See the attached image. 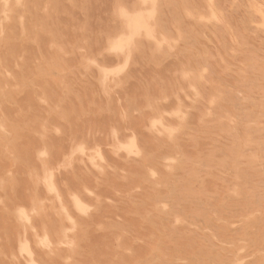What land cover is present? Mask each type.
Masks as SVG:
<instances>
[{
    "label": "rangeland",
    "instance_id": "1",
    "mask_svg": "<svg viewBox=\"0 0 264 264\" xmlns=\"http://www.w3.org/2000/svg\"><path fill=\"white\" fill-rule=\"evenodd\" d=\"M3 1H5V3ZM19 1L20 2H17L16 0H8V1L7 0H0V25H1L0 28L2 29V30L0 29V31H1L0 32V52H1L0 53V83H2L0 85V127H1L0 129L4 128V129H2L3 131L0 130V144H1L0 145V220H1L0 224L3 225L2 227L0 225V264H101V262H102V264H105V263L106 264H121V263L122 264H125V263L126 264H129V263L130 264H132V263L133 264H141V263L142 264H264V209H263L264 208L263 207L264 206V193L262 194V191L264 192V180H263V178H264V150H262V146H264V142H263L264 141L263 140L264 139L263 138L264 137L263 136L264 135V0H261V1L260 0H247V5H246L245 0H244V2L242 0H231V1L230 0H225V1L224 0H221V1L220 0H212V1H209V0H203V1L192 0V2L193 3L195 2V4L190 2V0H184V1L183 0H177V1L176 0H149L152 2H149L148 0L147 1L146 0H144V1L134 0L135 3L132 0H129V1H127V0H124V1L116 0V2H115V0H92V1L91 0H83V1L79 0V2L81 4L76 3L77 0H61V1L60 0H35V1L31 0L32 2L30 0H19ZM126 1L128 4L126 3ZM153 1H155V2H153ZM180 1H181L182 5H181ZM198 1H200V3ZM228 1H230V2H228ZM25 2L27 3V5ZM122 2H125L126 4H123ZM143 2H145V4ZM176 2H177V4H176ZM36 3H37V5H36ZM54 3H57V4H54ZM113 3L115 4V6ZM152 3L154 6L152 5ZM5 4H7V5H5ZM42 4H43V6H42ZM202 4H204V5H202ZM243 4H244V6H243ZM261 4H263V5H261ZM31 5H32V7H31ZM131 5L133 7H131ZM38 6H39V9H38ZM55 6H57V7H55ZM86 6H88L87 7L88 11L86 9ZM248 6H249V8H248ZM120 7L122 9L123 8L124 9L122 10V9H120ZM136 7L139 9L137 10ZM206 7H207V10H206ZM227 7H228V10H227ZM6 8H7V10H6ZM52 8H53V10H52ZM79 8H81V9H79ZM113 8H115L114 11H113ZM153 8H154L155 12H153L154 11ZM21 9H23L22 12H21ZM33 9H34V12H33ZM48 9H50V10H48ZM74 9H75V11H74ZM128 9H130L132 11H130ZM141 9L143 10V12L141 11ZM165 9H167V10H165ZM170 9H172V10L170 11ZM63 10H64V12H63ZM71 10H72V13L74 14L75 19L73 18V14H71ZM124 10L126 12H124ZM149 10H152L153 14L156 13V14H154V16L156 15L154 19L152 18V16H153L152 12H149ZM212 10H213V12H212ZM245 10H246V12H245ZM29 11H30L31 15H30ZM140 11L142 12V17L145 19V22L147 24H149L148 18L150 16V24L148 25V30H146V32H148L149 29H150V31L146 34V32H144L145 29H142V31L139 30L138 33H135L136 36H138V34L139 35L141 34L140 36H138L139 38L136 37L135 35H133V37L135 39L134 38L131 40L128 39V41H127V38H129L132 35L131 34L132 32H130V31H133V29L131 27H130V29H132V30L128 29V27L129 26H135V24L129 23V21L126 20L127 18H125V20H124L123 15L125 13L127 15L126 17H128V19H129V17L132 18V15H134L133 17H138L137 15L141 16ZM15 12L17 15L15 14ZM26 12H28L29 14ZM49 12H50V14H49ZM62 12H63V14H62ZM109 12L110 13L112 12V13L110 14ZM119 12L120 13L122 12L121 13L122 16ZM167 12H169V13H167ZM58 13H59V15H58ZM83 13L85 15H83ZM127 13H130L131 15L129 14L130 15L129 16ZM41 14H44L45 16H43ZM53 14H54V16H53ZM252 14H253V16H252ZM68 15H70V16H68ZM110 15L113 17V19ZM230 15H232L233 17ZM36 16H37V18H36ZM38 16H39V18H38ZM67 16H68V18H67ZM85 16L86 17L88 16L89 20H88V17L86 18ZM59 17H61V18H59ZM229 17H231V18H229ZM242 18H243V20H242ZM246 18H247V20H246ZM261 18H262V20H261ZM11 19L13 22L11 21ZM40 19H42V20H40ZM7 20H8V22H7ZM14 20H15V22H14ZM23 20L26 23V25H25V23H23ZM55 20H57L58 22ZM120 20H121V22H120ZM166 20H168V21L165 22ZM213 20H214V22H213ZM31 21H33L34 23ZM37 21H39V22L37 23ZM42 21L43 22L45 21V22L43 23ZM61 21L64 24H62ZM79 21H80V23H79ZM127 21L129 24L128 23L126 24ZM187 21L189 24L186 23ZM193 21H195V22H193ZM262 21H263V23H260ZM82 22H84V23H82ZM87 22H88V24H87ZM231 22H232V24H231ZM10 23L13 24V26ZM45 23H46V25H45ZM114 23H116V25H114ZM214 23H215V25H214ZM9 24L12 27H9L10 26ZM49 24L51 26H49ZM55 24H57V25H55ZM130 24H134V25H130ZM64 25H65V27H64ZM86 25H87V28H86ZM153 25H155V26H153ZM202 25H204V26L202 27ZM81 26H82V29H81ZM121 26H122V28H121ZM125 26H126V28H125ZM151 26H152V30H151ZM167 26L169 27V29L167 28ZM235 26H237V28ZM28 27H29V29L27 31ZM55 27H57V28H55ZM211 27H213L214 29ZM5 29H6V32L8 31L7 33L10 36L5 32ZM10 29H12V30H10ZM51 29H54V31L53 30L51 31ZM86 29H87V31H86ZM212 29H213V31H212ZM15 30H17V31H15ZM62 30L63 31L66 30V32L67 33L69 32V33L68 34L66 33L67 34L66 35L65 31L63 32ZM124 31H126L127 38L125 37ZM55 32H58V33L55 34ZM70 32L72 34L74 33L75 37H72ZM82 32H84L85 34ZM115 32L117 34H115ZM207 32H209L210 34H208ZM13 33H15V34H13ZM30 33L31 34L33 33V34L31 35ZM46 33H47V35H45ZM63 33H64V35H63ZM86 33H88V35ZM109 33H111V35H109ZM129 33L131 35H129ZM188 33H190V34H188ZM12 34L14 35V37ZM81 34L83 36L81 38L82 40H79L76 42L80 43L82 46L80 44L76 43L74 40V39L78 40L81 37ZM112 34H114V35H112ZM119 34H121V35H119ZM148 34L149 35L152 34V36L150 35V38H149ZM154 34H156V35H154ZM39 35H41V36H39ZM54 35H58L59 37L58 36L54 37ZM61 35H62V37H61ZM96 35L98 36V38L96 37ZM147 35H148V37H147ZM15 36L17 39L15 38ZM32 36H33V38H32ZM44 36H45V38H47V36H49V38H47L49 40H47V41H46V39L43 40ZM101 36L103 38H101ZM143 36H144V38H143ZM7 37H9V38L11 37V38L9 39ZM38 37H39V39H37ZM121 37H123L124 39ZM196 37H198V38H196ZM209 37H213V38H209ZM226 37H228V39ZM21 38H22V40H21ZM41 38H43V39H41ZM58 38L61 41H59ZM50 39L53 42L50 41ZM67 39H70V41L69 40L66 41ZM94 39L96 41L99 39L97 41L98 43H96V41ZM106 39H107V43H106ZM210 39H212V40H210ZM41 40H43V41H41ZM72 40L74 41V43H76L79 46H77L76 44L74 45V43H72L73 42ZM124 40H126V41H124ZM153 40L157 41L159 43H155ZM250 40L253 42H251ZM63 41L66 45L63 43ZM129 41H131L132 43H130ZM160 41L166 42L167 44L166 43L161 44ZM201 41L202 42L205 41L206 43L205 42H203V43L208 44V46L203 44ZM6 42H8L9 45ZM25 42H26V44H25ZM47 42H48V44H47ZM58 42H60L61 44ZM114 42H117V44L123 43L122 48L117 47V44H115ZM141 42H142V44H141ZM95 43H96V45L97 44L98 45L95 46ZM110 43H112V44H110ZM152 43L153 44L155 43V44L153 45ZM254 43L257 46L254 45ZM20 44H21V47L19 46ZM44 44L47 46H45ZM128 44L130 46L132 45L131 48L128 47L129 46ZM198 44H200V45H198ZM1 45H4V46H1ZM107 45H108V47H107ZM125 45L130 50L127 49L126 47H124ZM212 45L214 46V48ZM32 46H33V48H32ZM64 46L66 47V49ZM75 46H77V47H75ZM90 46H92V47H90ZM171 46H172V48H171ZM195 46L198 48H196ZM2 47H4V48L1 49ZM70 47L72 48V50L70 49L72 52H70V50L68 52V50H67ZM83 47H84V49H83ZM89 47H90V49H89ZM104 47L106 48V50ZM167 47H168V49H167ZM14 48H15V50L12 51ZM20 48L21 49L23 48L22 49L23 51ZM46 48H47V50H46ZM58 48H59V50H58ZM165 48L168 51L165 50ZM199 48H202V50L200 49L202 52L198 50ZM87 49H89L90 52L89 51L87 52L86 51ZM91 49L93 50V52ZM148 49H150V50H148ZM6 50L8 52H6ZM41 50H42V53L44 55H42ZM127 50H129V52L130 51L131 52L129 53ZM141 50H143V51H141ZM50 51H52V53H54V54H52ZM55 51H57L59 53H57ZM139 51H141V52H139ZM212 51H214V53H212ZM12 52H14V53H12ZM49 52L52 54V56H50L51 54ZM79 52L81 54H83V56L82 55L80 56ZM8 53H9V55H8ZM29 53H30V55H29ZM88 53H90V54L87 55ZM97 53H98V55H97ZM133 53H134L135 57L132 58V60H131V57H133ZM138 53L140 55L142 53L146 54L147 57H148V54H151V55H149L150 59L147 58L146 55L142 54L145 58H147V59H145V58H143L142 55L141 56L138 55ZM174 53H176V54H174ZM222 53H223V56H222ZM74 54H75V56H74ZM155 54H157V55L155 56ZM20 55L22 57H20ZM33 55H34V57H33ZM61 55H63V56H61ZM127 55H128V58H127ZM244 55L245 56L247 55V56L245 57ZM4 56H5V58L6 57L7 58L4 59ZM13 56H15V57H13ZM157 56H158V58H157ZM186 56H188L189 58ZM16 57H17V60H16ZM69 57H71V58H69ZM72 57L75 59L77 58L76 59L77 61L79 60V64L75 63L76 65H74V67H73V64H74L73 62H76V60L73 59ZM90 57H91V59H90ZM123 57H124V59H123ZM185 57L187 59H185ZM242 57L246 58V59H243ZM94 58H96L97 60ZM101 58L104 59L105 63H104L103 59H101ZM141 58H143V59H141ZM161 58H162V60H161ZM34 59L37 61H35ZM39 59L41 60L40 62H42L43 64L38 62ZM126 59H127V61H126ZM202 59H203V61H202ZM2 60L4 61L5 66L2 64L3 63ZM49 60L51 62V65L49 63ZM54 60L57 62H55ZM140 60H142V62L144 60L143 63H145L146 65H144ZM198 60L200 61L201 65L199 64ZM208 60L210 62H208ZM217 60H219V61L217 62ZM227 60H230L231 62L230 61L228 62ZM137 61L140 65H138ZM180 61H183V62H180ZM212 61L215 64H213ZM68 62H70V63H68ZM123 62H126V63H123ZM131 62H132V64H131ZM191 62H192V64H191ZM13 63H14V65H13ZM62 63H63V65H62ZM93 63H96L97 65L99 64V65L97 66L96 64H93ZM117 63H119L120 65ZM187 63H189V64H187ZM16 64H17V66H16ZM22 64H23L24 68H22ZM69 64H72L73 68ZM104 64L106 66H104ZM179 64H181V66L183 68L180 67ZM18 65H19V67H18ZM37 65H38L39 71H38V68H35V67H37ZM108 65H109V68H108ZM136 65H137V67H136ZM238 65H240V66H238ZM6 66H8V67H6ZM42 66L44 69L42 68ZM50 66L54 70L57 69V70H55V73H57L58 71H60L61 73L59 72V73L55 74L54 70L50 69ZM111 66H113V67L111 68ZM124 66H125V68L123 69L122 67H124ZM138 66H139V68H138ZM143 66L145 67V69L140 70V69L144 68ZM152 66L155 67V68L153 67V69L155 71L152 69ZM101 67L102 68L105 67V69H107V71L105 69H103L104 70L103 71ZM130 67H131V69H130ZM162 67L167 68V69H164ZM66 68H68L69 71ZM188 68H189V70H188ZM216 68L218 70H215ZM42 69L43 70L47 69L49 72L46 70L47 72L41 71V73H40V70H42ZM65 69H66V71H65ZM82 69L85 71H83ZM235 69L237 72L235 71ZM239 69H241V70H239ZM122 70H125V71H122ZM149 70L154 72L153 74H155V75H153L152 72ZM163 70H165V71H163ZM167 70H169V71H167ZM2 71H3V73H2ZM21 71H23V72H21ZM37 71L39 74L43 75L42 77H44V78H42L41 75L37 74L36 73ZM139 71L141 72L140 75H139ZM142 71L143 72L145 71V72L143 73ZM159 71H161V72H159ZM204 71H205V73H204ZM42 72H44V73L42 74ZM75 72L76 73L78 72L77 75L75 74ZM168 72H170V73L168 74ZM49 73H51V74H49ZM114 73H116V74H114ZM117 73H119V74H117ZM126 73L128 75H130V77ZM196 73H197V75H196ZM6 74H8V75H6ZM68 74H70L71 76ZM98 74H99V76H98ZM125 74L129 78L127 76H125ZM49 75H51V77ZM213 75H215V76H213ZM216 75H218V77H216ZM233 75H235V76H233ZM13 76H14V79H13ZM78 76H80L82 80H80V78ZM120 76H122V77H120ZM179 76H180V78H179ZM222 76H224V77H222ZM21 77H23V79H25V80H23ZM105 77H106V79H105ZM123 77H124V79H123ZM131 77H133V78H131ZM153 77L154 78L156 77L155 79L157 81L160 80V82H157ZM207 77H209V78H207ZM46 78H48V79H46ZM51 78H52L54 83L51 82L52 81ZM54 78L58 79L59 84L57 83L58 81L55 80ZM94 78H98V79H94ZM125 78H126V80H125ZM134 78H135V80H134ZM137 78L139 80L140 79L141 80L139 81ZM167 78L170 80L169 82H168ZM223 78H227V79L223 80L224 84L221 80ZM4 79H6V80L4 81ZM19 79H20V81H19ZM72 79H74V80H72ZM103 79H105V83H104V81H102ZM144 79H145V81H144ZM150 79L153 82H151ZM208 79H209V81H208ZM43 80L49 84L44 83ZM6 81H7V83H6ZM75 81H76V83H75ZM134 81H136L137 83ZM141 81H142V83H141ZM226 81H227V83H226ZM3 82H4V85H3ZM16 82H17V84H16ZM94 82H95V84H94ZM96 82L99 84H96ZM128 82H130V83H128ZM154 82L157 83L158 86L155 85ZM180 82H181V84H182V82L184 84L180 85ZM188 82H189V84H187ZM26 83L28 85L29 84H31V85H29V86L25 85ZM78 83L80 85L82 84V86L80 87V85ZM149 83L150 84L152 83V85L150 86ZM44 84L46 86L49 85V87L46 88V86ZM73 84H75V85H73ZM142 84L144 85V87ZM55 85H57V86H55ZM77 85H79V87ZM92 85L94 86V88ZM186 85H188V88ZM26 86H28V87H26ZM74 86L76 88H74ZM89 86L91 87V90H90V88H88ZM99 86H100V89H99ZM141 86H142V88H141ZM182 86H185V87H182ZM233 86H235V87H233ZM237 86L239 89L237 88ZM36 87H37V89H36ZM55 87H57V88H55ZM70 87H71V89L69 90L68 88H70ZM169 87L170 88L172 87V88L170 89ZM177 87H179V89ZM40 88L42 90L43 89L44 90L43 91L39 90ZM163 88H165L164 89L165 91L163 90ZM173 88L175 89V92H174ZM191 88L193 89V91L195 89V92L197 91V93L195 94V92H193ZM8 89H9V92H11V93L8 92ZM52 89H54L53 90L54 92H57V95H55V93L53 91L51 92ZM78 89H80V90H78ZM146 89H147V91H146ZM185 89H186L187 93L190 92L192 98L190 97V94H187L185 92ZM59 90H61V91H59ZM73 90H76V92ZM90 91H92L91 94L89 93ZM93 91H95V92L97 91L96 94ZM142 91H143V93H142ZM145 91H146L147 95L144 93ZM82 92H84L85 94L83 93V95H82ZM148 92L151 96H149ZM181 92H182V94H181ZM256 92L258 93V95ZM126 93L128 95H126V97H125ZM170 93L172 95L171 96L172 98L170 97ZM12 94L14 95V98H13ZM47 94H48V96L46 98ZM51 94L54 95V97H52ZM131 94H132V97H131ZM137 94H139L140 96L136 97ZM142 94H144L145 96H143ZM204 94L205 95L207 94L208 96L206 95L207 96L206 97ZM88 95H90V96H88ZM183 95L186 96L187 98L183 97ZM197 95H198V97H197ZM40 96H41V98H40ZM69 96H70V98H69ZM71 96H72V98H71ZM81 96L84 98H82ZM95 96L98 98H96ZM160 96H162V97H160ZM203 96H205V97H203ZM59 97H60V100H59ZM48 98L50 99L51 102L49 101ZM99 98H101V99H99ZM125 98H126V100H125ZM152 98H155V99H152ZM204 98L207 100H205ZM15 99H16V101H15ZM82 100H84V102ZM133 100L135 101V104H134ZM141 100L143 101L142 103L140 102ZM187 100H189V101H187ZM5 101H6V103H5ZM35 101H37V102H35ZM102 101L106 104H104ZM130 101L133 103V105L131 104ZM68 102H69V104L71 103L70 105L72 108L70 107ZM100 102H102L101 106H99ZM110 102H112L111 105L109 104ZM129 102H130V104H129ZM144 102H146V103H144ZM211 102H212V104H211ZM78 103L81 106H79ZM184 103L186 105H184ZM52 104H57V105H52ZM97 104H98V106H97ZM120 104H121V107H123V109L125 111L123 109L119 108ZM138 104L141 105L142 108L141 107L137 108V106H139ZM205 104H207V105H205ZM17 105H19V106H17ZM143 105H145L146 107L143 108ZM195 105L196 106L199 105L198 108H196ZM9 106H10V108H9ZM76 106H77V109L75 108ZM103 106H104V108H103ZM248 106H249L250 110H249ZM251 106H253V107H251ZM20 107H23V108H20ZM27 107H28V109H27ZM132 107H134V108H132ZM172 107H174L175 109H172ZM199 107L200 108L202 107L201 109H203V110H201ZM222 107H224V108H222ZM11 108H12V110H11ZM31 108H32V111H31ZM20 109H22V110H20ZM60 109L63 111L60 112L61 111ZM126 109H128V110L126 111ZM140 109L144 110V113H146L147 118L145 117V114L142 113L143 110H140ZM113 110H115V111H113ZM199 110H201V111H199ZM227 110H229V112ZM261 110H262V112H261ZM43 111H44V113H43ZM67 111L69 114L68 118L66 116V115H68ZM74 111H76V112H74ZM172 111H173L174 115H173ZM182 111H184L185 113L184 112L182 113ZM14 112H16V113H14ZM77 112H78V114H77ZM154 112H155V114L157 112V114L155 115ZM198 112H199V114H198ZM53 113H55V114H53ZM129 113H131V114L129 115ZM132 113H133V115H132ZM187 113H189V114H187ZM191 113L193 114V116H190ZM215 114H217V115H215ZM55 115H57V116H55ZM74 115L77 116V118ZM111 115H112V117H111ZM134 115L137 118L134 117ZM141 115H143V117ZM91 116H93V118H91ZM109 116H110L111 121L110 120L108 121ZM138 116L140 117V119L138 118ZM13 117L15 118V122H14ZM19 117H20V119H19ZM31 117H34V118L32 119ZM36 117H37V119H36ZM38 117L42 118L43 121L41 119L38 120L39 119ZM169 117H171V118H169ZM194 117H196V118L198 117V119L195 118L196 120L193 121ZM28 118H29V120H28ZM89 118H91V119H89ZM120 118H121V120H120ZM127 118H129V119H127ZM212 118H214V119H212ZM25 119L28 120L27 123H26L27 120H25ZM69 119L72 121H69ZM76 119L77 120L79 119V121H77ZM146 119L149 121L148 122L149 125H148V123H146L147 122ZM177 119H179V121ZM166 120L169 122H167ZM208 120L209 121L211 120L212 122L210 121L208 123ZM239 120H241V121H239ZM35 121L36 122L38 121V122L36 123ZM83 121H84L85 127L83 125ZM125 121H126V123H125ZM139 121H141L143 123V125H141L142 123L140 124ZM152 121H154L156 124H154V122L152 123ZM195 121H197L196 125H195V123L193 125H191ZM80 122H82V124ZM101 122H102V124L100 125V130H99V123H101ZM224 122H226V123H224ZM255 122H256V124H255ZM48 123H50L51 125ZM91 123H92V125H91ZM118 123H119V125L117 126ZM5 124H7V125H5ZM57 124L59 126L62 125L63 128H61L62 126L59 127ZM78 124H80V125L78 126ZM88 124H90V126ZM162 124H164V125L162 127H160ZM31 125H33V127ZM49 125H50V127H49ZM76 125L80 128H77ZM113 125H115V126H113ZM34 126L37 130L32 129V128H34ZM125 127H126V129H125ZM251 127L252 128L254 127V128L252 129ZM24 128L29 129V130L28 131L24 130ZM51 129H53V130H51ZM91 129L92 130L94 129L96 131H94V130L92 131ZM234 129H235V131H234ZM9 130H10V132H9ZM35 130L36 131L39 130V132H36ZM97 130H98V133H97ZM114 130L117 132V135H116ZM123 130H124V132H123ZM167 130H168V132L169 131L172 132V136H171V133L169 134L167 132ZM248 130L249 131L252 130L254 132L252 133V131H251L249 134V133H247V132H249ZM30 131H31V134L33 136L34 142L32 141V136L29 133ZM49 131H51V132H49ZM79 131H82V134H80ZM18 132H19V134H18ZM71 132H72L73 137L71 135ZM87 132H88V134H87ZM154 132H156V133L154 134ZM185 132H187L186 133L187 135L185 134ZM191 132H193V133H191ZM12 133H13V135H12ZM23 133L26 134V137L28 136L27 139ZM46 133H49V134H46ZM92 133H93V135H92ZM147 133H149L150 137L152 135V137L150 139H149V135ZM160 133H161V136L159 135ZM60 134H61V136H60ZM89 134H90V136H89ZM132 134L134 137L132 136ZM257 134L258 135L261 134L259 136L260 140H258ZM178 135H179V138L177 137ZM30 136H31V138H30ZM76 136H77V139H76ZM153 136H154V138H153ZM201 136H202V138H201ZM2 137H3V139H2ZM35 137H36V139H35ZM137 137H138V141H137ZM156 137H157L158 141L153 140ZM164 137L166 138V140L164 139ZM226 137H227V139H226ZM253 137H256V138H253ZM23 138H24V140H23ZM94 138H95V140H94ZM37 139L39 142L37 141ZM43 139H45V141ZM167 139H168V141H167ZM255 139H257V140H255ZM29 140H30V144H29ZM68 140H70V141H68ZM159 140H161V142ZM154 141H155V143H154ZM2 142L4 143V145ZM32 142H33V144H32ZM44 142L47 143V146H45L46 143H44ZM68 142H70V143H68ZM78 142H79V145H78ZM135 142H136V144H135ZM156 142H158V143H156ZM25 143H27V144H25ZM55 143H57V144H55ZM120 143H121V146L119 145ZM124 143H126V144L128 143L129 146H128V144L126 146ZM184 143H186V145H187V152H186V145ZM229 143L231 144V146ZM51 144H52V146H51ZM74 144H75V147H74ZM122 144H124L125 146H123ZM131 144L133 145V148H132V146H130ZM168 144H170L172 146H169ZM81 145L82 146L84 145V146L82 147ZM135 145H138V146H136L134 148ZM182 145H183V147H182ZM174 146H175V148H174ZM31 147H32V150H30ZM46 147H49L48 150H46L47 149ZM78 147L80 148V150ZM123 147H124V149H123ZM130 147L132 149H130ZM137 147H139V148H137ZM163 147H164V149H163ZM171 147L173 150H175V151L172 150V153H171ZM136 148H137V150H136ZM167 148H169V149H167ZM188 148H189V150H188ZM63 149H65V150H63ZM82 149L85 150L84 155H83L84 152L82 151ZM117 149L118 150L121 149V150L118 151ZM126 149H127V151H125ZM203 149H205V150H203ZM235 149H237L236 150L237 152L235 151ZM29 150L32 152L30 153ZM43 150H44V153L41 154ZM93 150L96 152H94ZM100 150H102V151H100ZM130 150H131V152H132V150H134L133 153L135 151H136V153L135 154L130 153L129 152ZM139 150H140L141 154H140ZM251 150L255 151V152H252ZM137 151L139 152V155H138ZM177 151L179 152V155H178ZM190 151H191V153H190ZM223 151H225L227 153H224ZM58 152L59 153L64 152V153H61L63 156L61 154H59ZM154 152H155V155H154ZM168 152L171 153L172 155H174V157L172 155H170ZM146 153H147V156H146ZM77 154H78V156H77ZM97 154L98 155L100 154V155L98 156ZM228 154L230 155L231 158L228 157ZM252 154H253V156H252ZM58 155H59V158L57 157ZM68 155H69V157H68ZM142 155H144V157ZM261 155L263 157H261ZM96 156H97V158H96ZM100 156H102L101 157L102 160L100 159ZM130 156L132 159L130 158ZM223 156H224V158H223ZM52 157H54V159ZM90 157H91V160H89ZM164 157H167V158L165 159ZM175 157H176V159H175ZM27 158L28 159L30 158V160L28 161ZM40 158H41V160H40ZM79 158H81V159H79ZM92 159L93 160L96 159V161L94 162V161H92ZM146 159H148V161ZM151 159L155 160V163H156L155 165H154V160L151 162ZM167 159H169L168 161H170V163L167 162ZM36 160L38 162H36ZM55 160H57L58 162ZM87 160L89 161V163ZM103 160L105 162L107 160L108 164H106L107 162L106 163L103 162ZM239 160L241 161V163ZM242 160H243V162H242ZM30 161H31V164L36 167V169L30 163L28 164V162H30ZM48 161L50 163H52L53 167L51 165H49L50 163ZM54 161L57 163L53 164ZM128 161H130L131 165H129L130 163ZM196 161H197V163H196ZM229 161H230V163H227ZM97 162H99V165ZM231 162H232V164H231ZM67 163H68V165H67ZM103 163H104V165H103ZM157 163H159V164L157 165ZM55 164H57V165H55ZM73 164H74V166H73ZM90 164H92L93 166L95 164L94 168ZM141 164H143V165H141ZM145 164H146V166H145ZM229 164H231L230 167H229ZM5 165L7 167H5ZM136 165H138L137 167L141 166V168H137ZM151 165H152V167H151ZM172 165H173V167H172ZM116 166H118V167H116ZM144 166H145V168H144ZM168 166H170L169 169H168ZM247 166L249 168H246ZM70 167H71V170L69 169ZM95 167H97V168H95ZM109 167L112 169H110ZM243 167H245L247 170H242ZM73 168H74V170H73ZM154 168H156V169L158 168L157 169L158 171H156V169H155L156 172L152 171ZM227 168L229 171H227ZM43 169L45 170V172ZM82 169H84V170H82ZM107 169H108V171H106ZM115 169L116 170L119 169V170L116 171ZM144 169L146 170V172L143 171ZM75 170L76 171L78 170L80 172H78V171L75 172ZM92 170H93V172H92ZM113 170L115 173L113 172ZM164 170H166V172ZM248 170H249V173H248ZM254 170L257 171V173ZM24 171L26 174L24 173ZM37 171H38V173H37ZM95 171H97L96 175H95ZM151 171H152V173H151ZM183 171L185 172L184 175L182 174V173H184ZM48 172L50 175H48ZM64 172H66L71 179L73 178L72 182L70 181L71 179L65 174L67 176V178H69V180L66 178V176L64 175ZM87 172H88V174H87ZM110 172L113 173L114 175L110 174ZM158 172H159V174H158ZM177 172L181 176H179L178 174H177L178 176H175ZM253 172H254L255 177H253V174H252ZM44 173H45V175H44ZM79 173L81 174V176H79ZM153 173L154 174L156 173L155 176ZM166 173H168V174H166ZM217 173L219 174L218 176H217ZM89 174L92 176L91 180H90ZM152 174L154 177L152 176ZM249 174H251L252 177ZM43 175L45 178H47V177L48 178L46 180H45V178L42 180ZM86 175L89 177L87 179L90 180V182H89V180L88 181L86 180L88 184L85 183L86 182L85 180L83 181L84 178L86 179V177H87ZM99 175L101 177H103V179H104V177H106V176L107 177L103 180V179H100L101 177ZM108 175H109V177H108ZM141 175H143V176H141ZM146 175H148V176H146ZM243 175H245V177ZM113 176L114 177L116 176V177L114 178ZM224 176L227 177V179H225ZM228 176H231L233 178H230ZM157 177H159V178L156 179ZM170 177L172 179H170ZM16 178L18 180H16ZM20 178H22V179H20ZM109 178H114V181H113V179H109ZM116 178H117V180H115ZM132 178H134V179H132ZM173 178H175L174 179L175 181L173 180ZM180 178H181V180H179ZM247 178H249V179L247 180ZM48 179H49V182H48ZM92 179H93V181H92ZM156 180H157V182H156ZM209 180H211L210 181L211 183H209ZM244 180H246V181H244ZM258 180H260V181L256 182ZM51 181H52V185H51ZM67 181H69L70 184L71 183L72 184L73 183H76V184L79 183V186H80V184H81V186L79 187L77 184V189H76L75 184H74L75 186H72V184L70 185L69 182H67ZM163 181H164V183H163ZM25 182H26V185L24 184ZM133 182H135V183L133 184ZM141 182H143V183H141ZM237 182L240 183L239 185L242 188L240 186L238 187ZM46 183H47V185H46ZM55 183H57V184H55ZM217 183H218V185H220V187L217 185ZM19 184H21V185H19ZM108 184L109 185L111 184V186L107 187L106 185H108ZM113 184H114V187H113ZM137 184L139 186H137ZM208 184H210V185L207 186ZM252 184H253V186H251ZM94 185H95V187H94ZM127 185H129V186H127ZM144 185H146V186H144ZM150 185H152V186H150ZM224 185H226V187H224ZM40 186H42V187L44 186L42 188L44 190H42L40 188ZM91 186L93 189H91ZM148 186H150V188L151 187H153V188L150 189ZM243 186H244V188H243ZM23 187H24V190H23ZM28 187H29V189H28ZM47 187H51L52 189L54 187L55 190L48 188L50 191L49 192L47 190ZM103 187H104L105 191H104V189L102 191ZM129 187L131 189H129ZM177 187H178L177 191H179V192L176 191ZM194 187H195V189H193ZM246 187H247V190H246ZM64 188L67 189V190L65 189L67 194H65ZM69 188H71V189L69 190ZM117 188L119 189L120 192L118 191ZM206 188H207V190H205ZM221 188H222V190H226V191H221L220 190ZM39 189H41L42 191L40 192ZM59 189L61 190V192L62 191H64V192L61 193ZM81 189H83L82 190L83 192L82 191L80 192ZM107 189H109V191ZM243 189L245 191H242ZM75 190H76V193H75ZM96 190H98L97 192H99L101 190V193L100 194L97 193ZM121 190H123V191L125 190L126 194H124V192H122ZM127 190L128 191L131 190V191L127 192ZM210 190H212V191H210ZM139 191H140V193H139ZM255 191H257L259 195L262 194L263 197H260L257 194V192H255ZM42 192L43 193L45 192V193L43 194ZM55 192H57L59 195ZM166 192H167V194H166ZM240 192H242V194ZM244 192H245V194H243ZM254 192L258 196L253 194ZM40 193L43 195H41ZM112 193H114V194H112ZM144 193H145V196H144ZM149 193H151L152 195ZM221 193H223V194L221 195ZM121 194L125 197H123ZM133 194H134V196H133ZM55 195H57V197H55ZM73 195L74 196L77 195V196L74 197ZM82 195H83V198H81ZM87 195H89L88 198H87ZM115 195H117L118 197ZM72 196L74 198H77L78 201H77V199L74 200L72 198ZM140 196H141V198H140ZM46 197L47 198L49 197V199H47ZM66 197H68V198H66ZM243 197H244V199H243ZM89 198H91L93 200H91ZM59 199H60V201H59ZM84 199L87 200L88 202L84 201ZM108 199H110V201ZM123 199H125L126 201ZM175 199H177V200H175ZM117 200H119V201H117ZM127 200L129 202H127ZM261 200L263 202H261ZM70 201H72V202H70ZM74 201H76V202H74ZM213 201H215V203ZM105 202H107V203H105ZM148 202L149 203L151 202L152 204L151 203L149 204ZM229 202L230 203L234 202V203L230 204ZM25 203H27V204H25ZM55 203H57V204H55ZM76 203H78V204H76ZM88 203H92V204H88ZM165 203L168 206H166ZM260 203H261V206H260ZM84 204L86 205V209H85ZM102 204H103V207H102ZM107 204H108V207H107ZM118 204H119V206H118ZM163 204H164V206H166V208H164ZM227 204L232 205V206L227 207ZM252 204H253V206H252ZM75 205H77V206L79 205V208L82 209L83 213L81 212V210H76L78 208H77V206L75 207ZM87 205L88 206L90 205L91 207L88 208ZM143 205H145V206H143ZM243 205H245V206H243ZM62 206L64 207V210L67 212H65L63 210ZM124 206H125V208L123 209ZM105 207L108 208L109 210H107ZM138 207H139V210L137 209ZM183 207H185L186 209ZM190 207L192 209H190ZM23 208L25 209V212L27 211L26 212L27 214H25V212H23L24 211ZM104 208L106 209V211H103V210H105ZM120 208H122V209H120ZM126 208H128V210ZM133 208H135V209H133ZM18 209L20 210V212ZM189 209H190V211H189ZM223 209L224 210L226 209V211H224ZM239 209H240V211H239ZM254 209H255V211H254ZM84 210H86L85 211L86 214L84 213ZM141 210L145 212V215H144V212H142ZM152 210H154V211H152ZM187 210L189 211V213H187ZM72 211H73V213H72ZM114 211H116V212L112 213ZM221 211H224V212H221ZM94 212L96 213V215ZM244 212H245V215L241 214ZM20 213H22V214H20ZM66 213H68V216H66ZM98 213H102V214H99V216H98ZM51 214H52V216H55L57 218H54V217L51 218ZM73 214H74V216H73ZM209 214H211V215H209ZM218 214H219V216H218ZM26 215H28L29 217ZM100 215H102V217ZM103 215H105V216H103ZM162 215H163V217H162ZM222 215H224L226 218H224ZM129 216H131V217L133 216V217L131 218ZM67 217H69L70 219ZM77 217H80V218H77ZM3 218H4V221H3ZM53 218H54V220H53ZM125 218H127V219H125ZM72 219H74L75 221L74 220L71 221ZM96 219H98L99 221ZM135 219H137L136 221L138 224L135 222ZM22 220L23 221L25 220L26 222L25 221L22 222ZM55 220H57V222H55ZM157 221H159L160 223L159 222L157 223ZM71 222L76 223L75 224L76 229L74 228V225ZM87 222H90V223H87ZM130 222H133V224L131 225ZM139 222H141V223H139ZM146 222H148L149 224ZM47 225H50V226L48 227ZM144 226L146 229L144 228ZM179 226H181V227H179ZM186 226L189 228H187ZM53 227H55V228H53ZM131 227H133L132 228L133 230L131 229ZM67 228H70V229L72 228L71 229L72 231H66L65 232V230H69ZM135 228H137V229H135ZM159 228H161V229H159ZM49 229H51V230L49 231ZM128 229H129V231H128ZM90 230H93L94 232L91 231V233H90ZM143 230H144V232H142ZM152 230H154V231H152ZM161 230H163V231H161ZM133 231H136V232H133ZM51 232H52V234H51ZM107 232L108 233L110 232V233L108 234ZM44 233H46L47 239L49 241L47 240L45 242L46 235ZM89 233H90V235H89ZM101 233L104 235H102ZM141 233H143V234L145 233V234L143 235ZM219 233H221V234H219ZM222 233H224V234H222ZM99 234H101V235L99 236ZM111 234H112V236H111ZM43 235L45 237H43V239H40L42 242H40V240H39L40 243L37 244V242H38L37 240L39 238H41ZM66 235H67V238H65ZM204 235H206V236H204ZM220 235H222V236H220ZM53 236H54L55 240H54ZM156 236H157V238H156ZM37 237H39V238H37ZM109 237L111 239H114L115 242L113 240H111ZM98 238L101 241H99ZM91 239H92V241L94 239V241L91 242ZM163 239H164V241H163ZM103 240H104V242L108 241L107 243H109V244H107V243L104 244V242L102 243ZM109 240H110V242H109ZM23 241L25 242V246L23 245L24 244ZM76 241H78V242H76ZM98 241L100 243L99 245L96 244V243H98ZM165 241L166 242L168 241L170 243H165ZM20 242H22L20 245L21 246L23 245L25 248L19 246ZM61 242L63 244H66V242H67V244H68V242L69 243L73 242V244L72 245H69V244L63 245V244H61ZM163 242H164V244H163ZM12 243H13V245H12ZM42 243H44V245L45 244H48V245H45L46 247H42V246H44V245H42ZM81 243H82V245H81ZM86 243L89 244V246L87 244L88 247L86 246ZM90 243H93V246ZM112 243H114L113 246L111 245ZM124 244H127V245H124ZM139 244H140V246H139ZM94 245L98 249L96 248L94 250V248H95ZM102 245H103V247H102ZM134 245H135V247H134ZM137 245H138V247H141L142 250L140 248H138ZM145 245L147 247H144ZM18 247L24 248V251L20 249L21 254L19 252L20 250ZM109 247L110 248L112 247V248L107 249ZM227 247H229L231 250L230 249L228 250ZM61 248H63V249H61ZM101 248H103V249L99 250ZM135 248H137V249H135ZM145 248H146V250H145ZM15 249H16V251H15ZM117 249L119 250V252ZM134 249L136 251H134ZM189 249H190V251H188ZM29 250L32 253V257H30L31 253H29L30 252ZM107 250L108 251L110 250V251L108 252ZM116 250H117V252H116ZM140 251H142L143 253H141ZM146 251H147V253H146ZM106 252H108L109 254L108 253L106 254ZM144 252L146 255L145 257H144ZM243 252H245V253H243ZM7 253L9 255V257L7 255ZM123 253H127L128 255L123 254ZM136 253L139 256H137V255L133 256ZM247 253H249L248 256L246 255ZM101 254H103L104 256ZM223 254H224V256H223ZM123 255H125L124 258H123ZM119 256L120 257L122 256V257L120 258ZM69 257H71V258L69 259ZM129 257L131 259H128ZM132 257H134L135 260ZM230 257H233V258H230ZM79 258L81 260H79ZM82 258L85 260H83ZM106 258H108V259H106ZM24 259L27 262H28V259H30V260L28 263H26ZM98 259H101V260H98ZM111 259H114V260H111ZM124 259H126V260L124 261ZM117 260H118V262H117ZM119 261H121V262H119Z\"/></svg>",
    "mask_w": 264,
    "mask_h": 264
},
{
    "label": "bare ground",
    "instance_id": "2",
    "mask_svg": "<svg viewBox=\"0 0 264 264\" xmlns=\"http://www.w3.org/2000/svg\"><path fill=\"white\" fill-rule=\"evenodd\" d=\"M7 1H8V0H7ZM16 1H17V2H20L19 0H16ZM30 1H31V0H30ZM32 1H33V0H32ZM32 1H31V2H32ZM34 1H35V0H34ZM60 1H61V0H60ZM77 1H78V2H77ZM77 1H76V3L81 4V3L79 2V0H77ZM82 1H83V0H82ZM91 1H92V0H91ZM121 1H124V0H121ZM127 1H129V0H127ZM127 1H126V3H127ZM132 1L134 2V0H132ZM142 1H144V0H142ZM142 1H141V2H142ZM146 1H147V0H146ZM148 1H149V0H148ZM176 1H177V0H176ZM183 1H184V0H183ZM201 1H203V0H201ZM209 1H212V0H209ZM220 1H221V0H220ZM220 1H219V2H220ZM224 1H225V0H224ZM230 1H231V0H230ZM230 1H228V2H230ZM242 1L244 2V0H242ZM245 1H246V5H247V0H245ZM260 1H261V0H260ZM1 2H2V1H1ZM3 2L5 3V1H3ZM11 2H12V1H11ZM17 2H16V3H17ZM44 2H45V1H44ZM97 2H98V1H97ZM113 2H114V1H113ZM115 2H116V0H115ZM133 2H132V3H133ZM149 2H152V1H149ZM153 2H155V1H153ZM164 2H165V1H164ZM190 2H192V0H190ZM198 2L200 3V1H198ZM217 2H218V1H217ZM6 3H7V2H6ZM25 3H26V2H25ZM29 3H30V2H29ZM63 3H64V2H63ZM65 3H66V2H65ZM89 3H90V2H89ZM122 3H123V4H126L125 2H122ZM134 3H135V2H134ZM143 3L145 4V2H143ZM180 3H181V1H180ZM192 3H193V2H192ZM221 3H222V2H221ZM12 4H13V3H12ZM14 4H15V3H14ZM54 4H57V3H54ZM66 4H67V3H66ZM69 4H70V3H69ZM79 4H78V5H79ZM102 4H103V3H102ZM113 4H114V3H113ZM127 4H128V3H127ZM150 4H151V3H150ZM176 4H177V2H176ZM183 4H184V3H183ZM193 4H195V2H194ZM206 4H207V3H206ZM218 4H219V3H218ZM241 4H242V3H241ZM5 5H7V4H5ZM26 5H27V3H26ZM32 5H33V4H32ZM32 5H31V7H32ZM34 5H35V4H34ZM36 5H37V3H36ZM59 5H60V4H59ZM62 5H63V4H62ZM62 5H61V6H62ZM89 5H90V4H89ZM142 5H143V4H142ZM152 5H153V3H152ZM179 5H180V4H179ZM181 5H182V3H181ZM191 5H192V4H191ZM198 5H199V4H198ZM202 5H204V4H202ZM208 5H209V4H208ZM221 5H222V4H221ZM246 5H245V6H246ZM248 5H249V4H248ZM261 5H263V4H261ZM42 6H43V4H42ZM76 6H77V5H76ZM83 6H84V5H83ZM102 6H103V5H102ZM114 6H115V4H114ZM153 6H154V5H153ZM156 6H157V5H156ZM156 6H155V7H156ZM200 6H201V5H200ZM243 6H244V4H243ZM4 7H5V6H4ZM35 7H36V6H35ZM55 7H57V6H55ZM63 7H64V6H63ZM87 7H88V6H86V9H87ZM126 7H127V6H126ZM131 7H133V6L131 5ZM140 7H141V6H140ZM146 7H147V6H146ZM64 8H65V7H64ZM64 8H63V9H64ZM127 8H128V7H127ZM136 8H137V7H136ZM190 8H191V7H190ZM194 8H195V7H194ZM223 8H224V7H223ZM248 8H249V6H248ZM14 9H15V8H14ZM19 9H20V8H19ZM26 9H27V8H26ZM38 9H39V6H38ZM54 9H55V8H54ZM71 9H72V8H71ZM75 9H76V8H75ZM75 9H74V11H75ZM79 9H81V8H79ZM84 9H85V8H84ZM114 9H115V8H113V11H114ZM120 9H122V8L120 7ZM123 9H124V8H123ZM123 9H122V10H123ZM131 9H132V8H131ZM138 9H139V8H137V10H138ZM180 9H181V8H180ZM6 10H7V8H6ZM16 10H17V9H16ZM22 10H23V9H21V12H22ZM48 10H50V9H48ZM52 10H53V8H52ZM66 10H67V9H66ZM128 10H130V9H128ZM153 10H154V8H153ZM165 10H167V9H165ZM171 10H172V9H170V11H171ZM174 10H175V9H174ZM206 10H207V7H206ZM210 10H211V9H210ZM210 10H209V11H210ZM227 10H228V7H227ZM242 10H243V9H242ZM26 11H27V10H26ZM36 11H37V10H36ZM87 11H88V9H87ZM97 11H98V10H97ZM130 11H132V10H130ZM141 11L143 12L142 9H141ZM141 11H140V12H141ZM146 11H147V10H146ZM156 11H157V10H156ZM237 11H238V10H237ZM2 12H3V11H2ZM2 12H1V13H2ZM33 12H34V9H33ZM40 12H41V11H40ZM58 12H59V11H58ZM63 12H64V10H63ZM63 12H62V14H63ZM124 12H126V11L124 10ZM124 12H123V13H124ZM142 12H141V16L137 15L138 17H133L134 15H132V18L129 17V19H128V17H126L127 15L124 13V15H123V16H124L123 19L125 20V18H127L126 20H128L129 23H134V24H135V26H129V27H128V29H130V27L133 29V31H130V32H132V33H131L132 35L129 33V35H131L129 38H127L126 31H124V33H125V37L127 38V41H128V39H129V40L133 39V38H134L133 35H135V33H138L139 30L142 31V29H145L144 32H146V30H148V25L150 24V16H149V18H148V19H149V24H147V23L145 22V19L142 17ZM149 12H152V10H149ZM153 12H155V10H154ZM153 12H152V14H153ZM165 12H166V11H165ZM172 12H173V11H172ZM204 12H205V11H204ZM206 12H207V11H206ZM212 12H213V10H212ZM219 12H220V11H219ZM230 12H231V11H230ZM230 12H229V13H230ZM245 12H246V10H245ZM245 12H244V13H245ZM247 12H248V11H247ZM26 13H28V12H26ZM29 13H30V11H29ZM29 13H28V14H29ZM42 13H43V12H42ZM44 13H45V12H44ZM53 13H54V12H53ZM88 13H89V12H88ZM109 13H110V12H109ZM109 13H108V14H109ZM111 13H112V12H111ZM111 13H110V14H111ZM119 13H120V12H119ZM121 13H122V12H121ZM121 13H120V14H121ZM134 13H135V12H134ZM137 13H138V12H137ZM144 13H145V12H144ZM146 13H147V12H146ZM167 13H169V12H167ZM181 13H182V12H181ZM231 13H232V12H231ZM13 14H14V13H13ZM15 14H16V12H15ZM33 14H34V13H33ZM35 14H36V13H35ZM37 14H38V13H37ZM49 14H50V12H49ZM71 14H73V13H72V10H71ZM127 14L129 15L130 13H127ZM139 14H140V13H139ZM148 14H149V13H148ZM150 14H151V13H150ZM154 14H156V13H154ZM154 14H153V16H152L153 19H154L155 16H156V15L154 16ZM182 14H183V13H182ZM211 14H212V13H211ZM239 14H240V13H239ZM241 14H242V13H241ZM257 14H258V13H257ZM16 15H17V14H16ZM20 15H21V14H20ZM20 15H19V16H20ZM30 15H31V13H30ZM41 15L45 16L44 14H41ZM58 15H59V13H58ZM83 15H85V14L83 13ZM87 15H88V14H87ZM130 15H131V14H130ZM130 15H129V16H130ZM144 15H145V14H144ZM146 15H147V14H146ZM194 15H195V14H194ZM233 15H234V14H233ZM237 15H238V14H237ZM259 15H260V14H259ZM43 16H42V17H43ZM53 16H54V14H53ZM53 16H52V17H53ZM62 16H63V15H62ZM68 16H70V15H68ZM68 16H67V18H68ZM110 16H111V15H110ZM121 16H122V14H121ZM135 16H136V15H135ZM185 16H186V15H185ZM188 16H189V15H188ZM207 16H208V15H207ZM230 16H232V15H230ZM235 16H236V15H235ZM252 16H253V14H252ZM5 17H6V16H5ZM10 17H11V16H10ZM12 17H13V16H12ZM32 17H33V16H32ZM52 17H51V18H52ZM64 17H65V16H64ZM77 17H78V16H77ZM85 17H86V16H85ZM85 17H84V18H85ZM87 17H88V16H87ZM87 17H86V18H87ZM97 17H98V16H97ZM99 17H100V16H99ZM111 17H112V16H111ZM147 17H148V16H147ZM180 17H181V16H180ZM232 17H233V16H232ZM239 17H240V16H239ZM36 18H37V16H36ZM38 18H39V16H38ZM57 18H58V17H57ZM59 18H61V17H59ZM73 18H74V14H73ZM184 18H185V17H184ZM184 18H183V19H184ZM213 18H214V17H213ZM229 18H231V17H229ZM229 18H228V19H229ZM237 18H238V17H237ZM243 18H244V17H243ZM243 18H242V20H243ZM250 18H251V17H250ZM262 18H263V17H262ZM262 18H261V20H262ZM2 19H3V18H2ZM23 19H24V18H23ZM33 19H34V18H33ZM71 19H72V18H71ZM74 19H75V18H74ZM100 19H101V18H100ZM112 19H113V17H112ZM114 19H115V18H114ZM164 19H165V18H164ZM170 19H171V18H170ZM211 19H212V18H211ZM214 19H215V18H214ZM220 19H221V18H220ZM25 20H26V19H25ZM28 20H29V19H28ZM40 20H42V19H40ZM59 20H60V19H59ZM68 20H69V19H68ZM86 20H87V19H86ZM88 20H89V17H88ZM185 20H186V19H185ZM230 20H231V19H230ZM234 20H235V19H234ZM246 20H247V18H246ZM257 20H258V19H257ZM257 20H256V21H257ZM3 21H4V20H3ZM11 21H12V19H11ZM48 21H49V20H48ZM52 21H53V20H52ZM55 21H57V20H55ZM91 21H92V20H91ZM128 21L126 22V24L128 23ZM152 21H153V20H152ZM154 21H155V20H154ZM167 21H168V20H166L165 22H167ZM216 21H217V20H216ZM251 21H252V20H251ZM5 22H6V21H5ZM7 22H8V20H7ZM12 22H13V21H12ZM14 22H15V20H14ZM31 22H33V21H31ZM38 22H39V21H37V23H38ZM42 22H43V21H42ZM44 22H45V21H44ZM44 22H43V23H44ZM49 22H50V21H49ZM57 22H58V21H57ZM64 22H65V21H64ZM68 22H69V21H68ZM113 22H114V21H113ZM120 22H121V20H120ZM147 22H148V21H147ZM193 22H195V21H193ZM193 22H192V23H193ZM213 22H214V20H213ZM217 22H218V21H217ZM219 22H220V21H219ZM232 22H233V21H232ZM232 22H231V24H232ZM240 22H241V21H240ZM23 23H25L24 20H23ZM33 23H34V22H33ZM51 23H52V22H51ZM51 23H50V24H51ZM59 23H60V22H59ZM61 23H62V21H61ZM69 23H70V22H69ZM79 23H80V21H79ZM82 23H84V22H82ZM82 23H81V24H82ZM96 23H97V22H96ZM129 23H128V24H129ZM186 23H188V21H187ZM233 23H234V22H233ZM260 23H263V21L260 22ZM2 24H3V23H2ZM10 24H11V23H10ZM10 24H9V25H10ZM16 24H17V23H16ZM16 24H15V25H16ZM50 24H49V26H51ZM62 24H64V23H62ZM70 24H71V23H70ZM73 24H74V23H73ZM87 24H88V22H87ZM89 24H90V23H89ZM120 24H121V23H120ZM134 24H130V25H134ZM166 24H167V23H166ZM166 24H165V25H166ZM188 24H189V23H188ZM193 24H194V23H193ZM219 24H220V23H219ZM227 24H228V23H227ZM237 24H238V23H237ZM241 24H242V23H241ZM11 25L13 26V24H11ZM11 25H10L9 27H12ZM25 25H26V23H25ZM45 25H46V23H45ZM53 25H54V24H53ZM55 25H57V24H55ZM59 25H60V24H59ZM65 25H66V24H65ZM65 25H64V27H65ZM68 25H69V24H68ZM108 25H109V24H108ZM114 25H116V23H114ZM160 25H161V24H160ZM214 25H215V23H214ZM220 25H221V24H220ZM250 25H251V24H250ZM250 25H249V26H250ZM18 26H19V25H18ZM28 26H29V25H28ZM36 26H37V25H36ZM49 26H48V27H49ZM127 26H128V25H127ZM153 26H155V25H153ZM203 26H204V25H202V27H203ZM209 26H210V25H209ZM218 26H219V25H218ZM257 26H258V25H257ZM259 26H260V25H259ZM0 27H1V25H0ZM23 27H24V26H23ZM72 27H73V26H72ZM74 27H75V26H74ZM149 27H150V26H149ZM223 27H224V26H223ZM235 27L237 28V26H235ZM2 28H3V27H2ZM32 28H33V27H32ZM51 28H52V27H51ZM55 28H57V27H55ZM77 28H78V27H77ZM86 28H87V25H86ZM97 28H98V27H97ZM121 28H122V26H121ZM125 28H126V26H125ZM155 28H156V27H155ZM167 28L169 29L168 26H167ZM190 28H191V27H190ZM195 28H196V27H195ZM209 28H210V27H209ZM211 28H213V27H211ZM242 28H243V27H242ZM249 28H250V27H249ZM0 29H1V28H0ZM13 29H14V28H13ZM24 29H25V28H24ZM28 29H29V27L27 28V31H28ZM58 29H59V28H58ZM58 29H57V30H58ZM75 29H76V28H75ZM78 29H79V28H78ZM78 29H77V30H78ZM81 29H82V26H81ZM83 29H84V28H83ZM132 29H130V30H132ZM153 29H154V28H153ZM196 29H197V28H196ZM213 29H214V28H213ZM213 29H212V31H213ZM218 29H219V28H218ZM226 29H227V28H226ZM1 30H2V29H1ZM10 30H12V29H10ZM52 30L54 31V29H51V31H52ZM102 30H103V29H102ZM102 30H101V31H102ZM151 30H152V26H151ZM250 30H251V29H250ZM260 30H261V29H260ZM15 31H17V30H15ZM19 31H20V30H19ZM25 31H26V30H25ZM62 31H63V30H62ZM64 31H65V34H66V33H67L66 30H64ZM64 31H63V32H64ZM70 31H71V30H70ZM75 31H76V30H75ZM86 31H87V29H86ZM88 31H89V30H88ZM115 31H116V30H115ZM120 31H121V30H120ZM149 31H150V29H149ZM149 31H148V32H149ZM155 31H156V30H155ZM175 31H176V30H175ZM177 31H178V30H177ZM219 31H220V30H219ZM0 32H1V31H0ZM5 32H6V29H5ZM5 32H4V33H5ZM7 32H8V31H7ZM7 32H6V33H7ZM77 32H78V31H77ZM80 32H81V31H80ZM118 32H119V31H118ZM128 32H129V31H128ZM144 32H143V33H144ZM148 32H146V34H147ZM199 32H200V31H199ZM209 32H210V31H209ZM209 32H207V33L210 34ZM238 32H239V31H238ZM2 33H3V32H2ZM2 33H1V34H2ZM26 33H27V32H26ZM39 33H40V32H39ZM57 33H58V32H55V34H57ZM59 33H60V32H59ZM68 33H69V32H68ZM68 33H67V34H68ZM82 33H84V32H82ZM99 33H100V32H99ZM99 33H98V34H99ZM101 33H102V32H101ZM150 33H151V32H150ZM154 33H155V32H154ZM200 33H201V32H200ZM214 33H215V32H214ZM7 34H8V33H7ZM13 34H15V33H13ZM13 34H12V35H13ZM30 34H31V33H30ZM32 34H33V33H32ZM32 34H31V35H32ZM40 34H41V33H40ZM67 34H66V35H67ZM70 34L72 35V37H75L74 33L72 34V33L70 32ZM84 34H85V33H84ZM84 34H83V35H84ZM86 34L88 35V33H86ZM115 34H117V33L115 32ZM146 34H145V35H146ZM164 34H165V33H164ZM188 34H190V33H188ZM5 35H6V34H5ZM8 35H9V34H8ZM41 35H42V34H41ZM41 35H39V36H41ZM45 35H47V33H46ZM59 35H60V34H59ZM63 35H64V33H63ZM76 35H77V34H76ZM101 35H102V34H101ZM109 35H111V33H109ZM112 35H114V34H112ZM119 35H121V34H119ZM123 35H124V34H123ZM140 35H141V34H140ZM140 35L138 34V36H140ZM148 35H149V34H148ZM148 35H147V37H148ZM150 35L152 36V34H150ZM150 35H149V38H150ZM154 35H156V34H154ZM260 35H261V34H260ZM9 36H10V35H9ZM57 36H58V35H54V37H57ZM68 36H69V35H68ZM90 36H91V35H90ZM92 36H93V35H92ZM135 36H136V35H135ZM138 36H136V37H138ZM193 36H194V35H193ZM208 36H209V35H208ZM212 36H213V35H212ZM215 36H216V35H215ZM228 36H229V35H228ZM13 37H14V35H13ZM58 37H59V36H58ZM61 37H62V35H61ZM72 37H71V38H72ZM77 37H78V36H77ZM82 37H83V36H82V34H81V37H80V38L78 37V38H79L78 40L74 39L75 42H76V41H79V40H82V39H81ZM86 37H87V36H86ZM86 37H85V38H86ZM96 37L98 38L97 35H96ZM119 37H120V36H119ZM213 37H214V36H213ZM213 37H209V38H213ZM251 37H252V36H251ZM2 38H3V37H2ZM4 38H5V37H4ZM7 38H9V37H7ZM10 38H11V37H10ZM10 38H9V39H10ZM15 38H16V36H15ZM19 38H20V37H19ZM32 38H33V36H32ZM47 38H49V36H47ZM47 38H45V36H44V39H43V38H41V39H43V40L46 39V41H47V40H49V39H47ZM71 38H70V39H71ZM101 38H103V37L101 36ZM105 38H106V37H105ZM114 38H115V37H114ZM121 38H123V37H121ZM138 38H139V37H138ZM143 38H144V36H143ZM145 38H146V37H145ZM154 38H155V37H154ZM154 38H153V39H154ZM165 38H166V37H165ZM191 38H192V37H191ZM196 38H198V37H196ZM226 38L228 39V37H226ZM231 38H232V37H231ZM231 38H230V39H231ZM16 39H17V38H16ZM29 39H30V38H29ZM37 39H39V37H38ZM51 39H52V38H51ZM51 39H50V41L53 40V39H52V40H51ZM70 39H67L66 41H68V40L70 41ZM88 39H89V38H88ZM123 39H124V38H123ZM123 39H122V40H123ZM134 39H135V38H134ZM230 39H229V40H230ZM242 39H243V38H242ZM251 39H252V38H251ZM253 39H254V38H253ZM3 40H4V39H3ZM21 40H22V38H21ZM26 40H27V39H26ZM43 40H41V41H43ZM58 40H59V38H58ZM64 40H65V39H64ZM94 40H95V39H94ZM98 40H99V39H98ZM98 40H97V41H98ZM139 40H140V39H139ZM141 40H142V39H141ZM144 40H145V39H144ZM155 40H156V39H155ZM165 40H166V39H165ZM194 40H195V39H194ZM201 40H202V39H201ZM210 40H212V39H210ZM5 41H6V40H5ZM9 41H10V40H9ZM50 41H49V42H50ZM59 41H61V40H59ZM72 41H73V40H72ZM91 41H92V40H91ZM95 41H96V40H95ZM97 41H96V43H98ZM117 41H118V40H117ZM124 41H126V40H124ZM151 41H152V40H151ZM153 41H154V40H153ZM168 41H169V40H168ZM205 41H206V40H205ZM205 41H203V42H205ZM231 41H232V40H231ZM250 41H251V40H250ZM32 42H33V41H32ZM36 42H37V41H36ZM39 42H40V41H39ZM52 42H53V41H52ZM118 42H119V41H118ZM129 42L132 43L131 41H129ZM134 42H135V41H134ZM154 42H155V43H159V42H157V41H154ZM160 42H161V41H160ZM201 42H202V41H201ZM203 42H202V43H203ZM214 42H215V41H214ZM214 42H213V43H214ZM220 42H221V41H220ZM251 42H253V41H251ZM4 43H5V42H4ZM6 43L9 45L8 42H6ZM28 43H29V42H28ZM30 43H31V42H30ZM58 43H60V42H58ZM63 43H64V41H63ZM67 43H68V42H67ZM72 43H74V41H73ZM76 43H78V42H76ZM76 43H74V45H75ZM89 43H90V42H89ZM96 43H95V46L98 45V44L96 45ZM106 43H107V39H106ZM114 43L117 44V42H114ZM135 43H136V42H135ZM135 43H134V44H135ZM155 43H154V44H155ZM162 43H166V42H161V44H162ZM205 43H206V42H205ZM205 43H203V44H205ZM207 43H208V42H207ZM216 43H217V42H216ZM232 43H233V42H232ZM7 44H6V45H7ZM25 44H26V42H25ZM47 44H48V42H47ZM60 44H61V43H60ZM64 44H65V43H64ZM78 44H80V43H78ZM87 44H88V43H87ZM110 44H112V43H110ZM122 44H123V43H122ZM122 44H117V47L122 48ZM126 44H127V43H126ZM141 44H142V42H141ZM148 44H149V43H148ZM152 44H153V43H152ZM154 44H153V45H154ZM166 44H167V43H166ZM200 44H201V43H200ZM200 44H198V45H200ZM234 44H235V43H234ZM240 44H241V43H240ZM249 44H250V43H249ZM252 44H253V43H252ZM6 45H5V46H6ZM44 45H45V44H44ZM44 45H43V46H44ZM62 45H63V44H62ZM65 45H66V44H65ZM74 45H73V46H74ZM76 45H77V44H76ZM80 45H81V44H80ZM89 45H90V44H89ZM128 45H129V44H128ZM143 45H144V44H143ZM143 45H142V46H143ZM156 45H157V44H156ZM189 45H190V44H189ZM194 45H195V44H194ZM201 45H202V44H201ZM205 45L208 46V44H205ZM254 45H256V44L254 43ZM1 46H4V45H1ZM19 46L21 47V44H20ZM33 46H34V45H33ZM33 46H32V48H33ZM40 46H41V45H40ZM45 46H47V45H45ZM48 46H49V45H48ZM67 46H68V45H67ZM77 46H79V45H77ZM77 46H75V47H77ZM81 46H82V45H81ZM83 46H84V45H83ZM86 46H87V45H86ZM104 46H105V45H104ZM112 46H113V45H112ZM131 46H132V45H131ZM131 46L129 45L128 47L131 48ZM144 46H145V45H144ZM148 46H149V45H148ZM203 46H204V45H203ZM212 46H213V45H212ZM218 46H219V45H218ZM241 46H242V45H241ZM241 46H240V47H241ZM256 46H257V45H256ZM6 47H7V46H6ZM64 47H65V46H64ZM90 47H92V46H90ZM90 47H89V49H90ZM107 47H108V45H107ZM124 47H126V45H125ZM150 47H151V46H150ZM154 47H155V46H154ZM158 47H159V46H158ZM195 47H196V46H195ZM200 47H201V46H200ZM210 47H211V46H210ZM3 48H4V47H2L1 49H3ZM67 48H68V47H67ZM104 48H105V47H104ZM113 48H114V47H113ZM126 48H127V47H126ZM147 48H148V47H147ZM151 48H152V47H151ZM171 48H172V46H171ZM196 48H198V47H196ZM208 48H209V47H208ZM213 48H214V46H213ZM217 48H218V47H217ZM252 48H253V47H252ZM260 48H261V47H260ZM20 49H21V48H20ZM22 49H23V48H22ZM22 49H21V50H22ZM40 49H41V48H40ZM53 49H54V48H53ZM65 49H66V47H65ZM70 49L72 50L71 47H70L69 49H67L68 52H69ZM83 49H84V47H83ZM89 49H87L86 51L88 52ZM123 49H124V48H123ZM127 49H129V48H127ZM167 49H168V47H167ZM167 49L165 48V50H167ZM200 49L202 50V48H199L198 50L201 51ZM209 49H210V48H209ZM235 49H236V48H235ZM8 50H9V49H8ZM14 50H15V48H14L12 51H14ZM25 50H26V49H25ZM46 50H47V48H46ZM58 50H59V48H58ZM58 50H57V51H58ZM71 50H70V52H72ZM91 50H92V49H91ZM103 50H104V49H103ZM105 50H106V48H105ZM124 50H125V49H124ZM129 50H130V49H129ZM129 50H127V51L129 52ZM139 50H140V49H139ZM144 50H145V49H144ZM148 50H150V49H148ZM22 51H23V50H22ZM26 51H27V50H26ZM57 51H55V52H57ZM64 51H65V50H64ZM76 51H77V50H76ZM118 51H119V50H118ZM141 51H143V50H141ZM141 51H139V52H141ZM155 51H156V50H155ZM167 51H168V50H167ZM221 51H222V50H221ZM223 51H224V50H223ZM249 51H250V50H249ZM6 52H8V51L6 50ZM9 52H10V51H9ZM33 52H34V51H33ZM37 52H38V51H37ZM46 52H47V51H46ZM50 52L52 53V51H50ZM50 52H49V53H50ZM53 52H54V51H53ZM77 52H78V51H77ZM89 52H90V51H89ZM92 52H93V50H92ZM92 52H91V53H92ZM99 52H100V51H99ZM113 52H114V51H113ZM128 52H127V53H128ZM130 52H131V51H130ZM130 52H129V53H130ZM134 52H135V51H134ZM145 52H146V51H145ZM149 52H150V51H149ZM149 52H148V53H149ZM201 52H202V51H201ZM230 52H231V51H230ZM238 52H239V51H238ZM0 53H1V52H0ZM12 53H14V52H12ZM41 53H42V50H41ZM44 53H45V52H44ZM51 53H50V54H51ZM57 53H59V52H57ZM75 53H76V52H75ZM79 53H80V52H79ZM136 53H137V52H136ZM168 53H169V52H168ZM194 53H195V52H194ZM212 53H214V51H212ZM16 54H17V53H16ZM46 54H47V53H46ZM52 54H54V53H52ZM52 54H51L50 56H52ZM70 54H71V53H70ZM89 54H90V53H88L87 55H89ZM106 54H107V53H106ZM142 54H143V53H142ZM142 54H141V55H142ZM174 54H176V53H174ZM4 55H5V54H4ZM8 55H9V53H8ZM18 55H19V54H18ZM29 55H30V53H29ZM42 55H44V54L42 53ZM78 55H79V54H78ZM81 55L83 56V54L80 53V56H81ZM97 55H98V53H97ZM121 55H122V54H121ZM130 55H131V54H130ZM138 55H140V54L138 53ZM141 55H140V56H141ZM143 55H146V54H143ZM143 55H142V56H143ZM149 55H151V54H148V57H147V55H146V57L149 58ZM156 55H157V54H155V56H156ZM6 56H7V55H6ZM57 56H58V55H57ZM61 56H63V55H61ZM74 56H75V54H74ZM102 56H103V55H102ZM140 56H139V57H140ZM159 56H160V55H159ZM183 56H184V55H183ZM195 56H196V55H195ZM222 56H223V53H222ZM231 56H232V55H231ZM244 56H245V55H244ZM246 56H247V55H246ZM246 56H245V57H246ZM13 57H15V56H13ZM20 57H22V56L20 55ZM30 57H31V56H30ZM33 57H34V55H33ZM33 57H32V58H33ZM39 57H40V56H39ZM48 57H49V56H48ZM58 57H59V56H58ZM103 57H104V56H103ZM121 57H122V56H121ZM134 57H135V56H134V53H133V57H131V60H132V58H134ZM160 57H161V56H160ZM170 57H171V56H170ZM170 57H169V58H170ZM174 57H175V56H174ZM176 57H177V56H176ZM186 57H188V56H186ZM186 57H185V59H187ZM240 57H241V56H240ZM1 58H2V57H1ZM6 58H7V57H6ZM6 58H5V56H4V59H6ZM64 58H65V57H64ZM69 58H71V57H69ZM72 58H73V57H72ZM127 58H128V55H127ZM143 58H145V57L143 56ZM143 58H141V59H143ZM147 58H145V59H147ZM155 58H156V57H155ZM157 58H158V56H157ZM179 58H180V57H179ZM188 58H189V57H188ZM224 58H225V57H224ZM242 58H243V57H242ZM12 59H13V58H12ZM12 59H11V60H12ZM30 59H31V58H30ZM36 59H37V58H36ZM45 59H46V58H45ZM51 59H52V58H51ZM51 59H50V60H51ZM67 59H68V58H67ZM67 59H66V60H67ZM73 59H75V58H73ZM76 59H77V58H76ZM76 59H75V60H76ZM90 59H91V57H90ZM94 59H96V58H94ZM101 59H103V58H101ZM123 59H124V57H123ZM149 59H150V58H149ZM181 59H182V58H181ZM238 59H239V58H238ZM240 59H241V58H240ZM243 59H246V58H243ZM16 60H17V57H16ZM16 60H15V61H16ZM24 60H25V59H24ZM34 60H35V59H34ZM37 60H38V59H37ZM37 60H35V61H37ZM50 60H49V63H50V65H51ZM57 60H58V59H57ZM68 60H69V59H68ZM96 60H97V59H96ZM119 60H120V59H119ZM119 60H118V61H119ZM129 60H130V59H129ZM134 60H135V59H134ZM137 60H138V59H137ZM157 60H158V59H157ZM161 60H162V58H161ZM182 60H183V59H182ZM2 61H3V60H2ZM40 61H41V60L39 59L38 62H40ZM54 61H55V60H54ZM54 61H53V62H54ZM58 61H59V60H58ZM64 61H65V60H64ZM87 61H88V60H87ZM93 61H94V60H93ZM103 61H104V59H103ZM126 61H127V59H126ZM140 61L142 62V60H140ZM146 61H147V60H146ZM176 61H177V60H176ZM198 61H199V60H198ZM202 61H203V59H202ZM218 61H219V60H217V62H218ZM227 61L229 62L230 60H227ZM240 61H241V60H240ZM55 62H57V61H55ZM65 62H66V61H65ZM89 62H90V61H89ZM94 62H95V61H94ZM132 62H133V61H132ZM132 62H131V64H132ZM143 62H144V60H143ZM143 62H142V63H143ZM147 62H148V61H147ZM147 62H146V63H147ZM157 62H158V61H157ZM180 62H183V61H180ZM185 62H186V61H185ZM187 62H188V61H187ZM193 62H194V61H193ZM195 62H196V61H195ZM208 62H210V61L208 60ZM212 62H213V61H212ZM230 62H231V61H230ZM259 62H260V61H259ZM40 63H42V62H40ZM49 63H48V64H49ZM68 63H70V62H68ZM68 63H67V64H68ZM73 63H74V64H73V67H74V65H76L77 63L79 64V60H78V61L76 60V62H73ZM75 63H76V64H75ZM104 63H105V61H104ZM123 63H126V62H123ZM123 63H122V64H123ZM135 63H136V62H135ZM137 63H138V61H137ZM148 63H149V62H148ZM178 63H179V62H178ZM222 63H223V62H222ZM2 64L4 65V61H3ZM5 64H6V63H5ZM25 64H26V63H25ZM42 64H43V63H42ZM44 64H45V63H44ZM53 64H54V63H53ZM57 64H58V63H57ZM60 64H61V63H60ZM93 64H96V63H93ZM117 64H119V63H117ZM117 64H116V65H117ZM122 64H121V65H122ZM143 64L146 65L145 63H143ZM154 64H155V63H154ZM185 64H186V63H185ZM187 64H189V63H187ZM191 64H192V62H191ZM199 64H200V61H199ZM213 64H215V63L213 62ZM13 65H14V63H13ZM19 65H20V64H19ZM19 65H18V67H19ZM26 65H27V64H26ZM32 65H33V64H32ZM35 65H36V64H35ZM58 65H59V64H58ZM62 65H63V63H62ZM69 65H71V67H72V64H69ZM96 65H97V64H96ZM98 65H99V64H98ZM98 65H97V66H98ZM102 65H103V64H102ZM119 65H120V64H119ZM133 65H134V64H133ZM138 65H140V64L138 63ZM179 65H180V67H182L181 64H179ZM200 65H201V64H200ZM221 65H222V64H221ZM233 65H234V64H233ZM4 66H5V65H4ZM16 66H17V64H16ZM20 66H21V65H20ZM24 66H25V65H24ZM39 66H40V65H39ZM43 66H44V65H43ZM43 66H42V68H43ZM52 66H53V65H52ZM64 66H65V65H64ZM104 66H106V65L104 64ZM114 66H115V65H114ZM129 66H130V65H129ZM149 66H150V65H149ZM163 66H164V65H163ZM238 66H240V65H238ZM251 66H252V65H251ZM2 67H3V66H2ZM6 67H8V66H6ZM73 67H72V68H73ZM94 67H95V66H94ZM112 67H113V66H111V68H112ZM131 67H132V66H131ZM131 67H130V69H131ZM136 67H137V65H136ZM143 67H144V66H143ZM153 67H154V66H152V69H153ZM165 67H166V66H165ZM241 67H242V66H241ZM9 68H10V67H9ZM9 68H8V69H9ZM22 68H24V67H23V64H22ZM35 68H38V65H37V67H35ZM40 68H41V67H40ZM54 68H55V67H54ZM58 68H59V67H58ZM63 68H64V67H63ZM72 68H71V69H72ZM90 68H91V67H90ZM101 68H102V67H101ZM108 68H109V65H108ZM114 68H115V67H114ZM122 68L124 69L125 66L122 67ZM138 68H139V66H138ZM149 68H150V67H149ZM149 68H148V69H149ZM154 68H155V67H154ZM162 68H164V67H162ZM162 68H161V69H162ZM182 68H183V67H182ZM198 68H199V67H198ZM200 68H201V67H200ZM214 68H215V67H214ZM10 69H11V68H10ZM13 69H14V68H13ZM20 69H21V68H20ZM43 69H44V68H43ZM43 69L40 70V73H41V71H44V72H45V71L47 70V69H46V70H43ZM50 69H53V68H51V66H50ZM60 69H61V68H60ZM66 69L68 70V68H66ZM66 69H65V71H66ZM95 69H96V68H95ZM103 69H105V67L102 68V70H103ZM120 69H121V68H120ZM144 69H145V67H144L143 69H140V70H144ZM164 69H167V68H164ZM191 69H192V68H191ZM193 69H194V68H193ZM209 69H210V68H209ZM228 69H229V68H228ZM6 70H7V69H6ZM53 70H54V69H53ZM55 70H57V69H55ZM55 70H54V73H55ZM82 70H83V69H82ZM91 70H92V69H91ZM105 70L107 71V69H105ZM110 70H111V69H110ZM153 70H154V69H153ZM180 70H181V69H180ZM183 70H184V69H183ZM188 70H189V68H188ZM195 70H196V69H195ZM200 70H201V69H200ZM211 70H212V69H211ZM215 70H218V69L216 68ZM239 70H241V69H239ZM10 71H11V70H10ZM12 71H13V70H12ZM28 71H29V70H28ZM38 71H39V68H38ZM38 71L36 72L37 74H39ZM47 71H48V70H47ZM47 71H46V72H47ZM68 71H69V70H68ZM68 71H67V72H68ZM83 71H85V70H83ZM103 71H104V70H103ZM122 71H125V70H122ZM149 71H151V70H149ZM154 71H155V70H154ZM163 71H165V70H163ZM167 71H169V70H167ZM167 71H166V72H167ZM186 71H187V70H186ZM196 71H197V70H196ZM235 71H236V69H235ZM259 71H260V70H259ZM6 72H7V71H6ZM6 72H5V73H6ZM18 72H19V71H18ZM21 72H23V71H21ZM44 72H42V74H43ZM48 72H49V71H48ZM59 72H60V71H58L57 73H59ZM91 72H92V71H91ZM110 72H111V71H110ZM137 72H138V71H137ZM142 72H143V71H142ZM144 72H145V71H144ZM144 72H143V73H144ZM151 72H152V71H151ZM159 72H161V71H159ZM177 72H178V71H177ZM179 72H180V71H179ZM193 72H194V71H193ZM206 72H207V71H206ZM209 72H210V71H209ZM215 72H216V71H215ZM215 72H214V73H215ZM217 72H218V71H217ZM220 72H221V71H220ZM220 72H219V73H220ZM236 72H237V71H236ZM249 72H250V71H249ZM2 73H3V71H2ZM12 73H13V72H12ZM31 73H32V72H31ZM57 73H55V74H57ZM60 73H61V72H60ZM77 73H78V72H77ZM77 73L75 72L76 75H77ZM82 73H83V72H82ZM98 73H99V72H98ZM140 73H141V72L139 71V75H140ZM143 73H142V74H143ZM153 73H154V72H152V74H153ZM157 73H158V72H157ZM157 73H156V74H157ZM169 73H170V72H168V74H169ZM204 73H205V71H204ZM20 74H21V73H20ZM37 74H36V75H37ZM49 74H51V73H49ZM70 74H71V73H70ZM70 74H68V75H70ZM114 74H116V73H114ZM114 74H113V75H114ZM117 74H119V73H117ZM120 74H121V73H120ZM126 74H127V73H126ZM126 74H125V76L128 75V74H127V75H126ZM145 74H146V73H145ZM158 74H159V73H158ZM212 74H213V73H212ZM215 74H216V73H215ZM217 74H218V73H217ZM6 75H8V74H6ZM31 75H32V74H31ZM39 75H41V74H39ZM88 75H89V74H88ZM104 75H105V74H104ZM106 75H107V74H106ZM110 75H111V74H110ZM153 75H155V74H153ZM159 75H160V74H159ZM179 75H180V74H179ZM186 75H187V74H186ZM196 75H197V73H196ZM241 75H242V74H241ZM42 76H43V75H41V77H42ZM44 76H45V75H44ZM49 76L51 77V75H49ZM57 76H58V75H57ZM70 76H71V75H70ZM98 76H99V74H98ZM128 76L130 77V75H128ZM128 76H127V77H128ZM134 76H135V75H134ZM142 76H143V75H142ZM157 76H158V75H157ZM173 76H174V75H173ZM206 76H207V75H206ZM206 76H205V77H206ZM213 76H215V75H213ZM233 76H235V75H233ZM6 77H7V76H6ZM33 77H34V76H33ZM41 77H40V78H41ZM45 77H46V76H45ZM52 77H53V76H52ZM68 77H69V76H68ZM72 77H73V76H72ZM78 77L80 78V80H82L80 76H78ZM89 77H90V76H89ZM107 77H108V76H107ZM120 77H122V76H120ZM129 77H128V78H129ZM135 77H136V76H135ZM143 77H144V76H143ZM148 77H149V76H148ZM159 77H160V76H159ZM174 77H175V76H174ZM216 77H218V75H216ZM222 77H224V76H222ZM4 78H5V77H4ZM7 78H8V77H7ZM21 78L23 79V77H21ZM42 78H44V77H42ZM42 78H41V79H42ZM58 78H59V77H58ZM66 78H67V77H66ZM74 78H75V77H74ZM79 78H78V79H79ZM131 78H133V77H131ZM153 78H154V77H153ZM155 78H156V77H155ZM155 78H154V79H155ZM175 78H176V77H175ZM177 78H178V77H177ZM179 78H180V76H179ZM207 78H209V77H207ZM236 78H237V77H236ZM13 79H14V76H13ZM46 79H48V78H46ZM54 79H55V78H54ZM94 79H98V78H94ZM105 79H106V77H105ZM105 79L102 80V81H104V83H105ZM123 79H124V77H123ZM137 79H138V78H137ZM137 79H136V80H137ZM145 79H146V78H145ZM145 79H144V81H145ZM161 79H162V78H161ZM167 79H168V78H167ZM205 79H206V78H205ZM224 79H227V78H223V79H221L222 82H223V84H224V81H223ZM238 79H239V78H238ZM5 80H6V79H4V81H5ZM23 80H25V79H23ZM49 80H50V79H49ZM51 80H52V78H51ZM55 80L58 81V79H55ZM72 80H74V79H72ZM80 80H79V81H80ZM120 80H121V79H120ZM125 80H126V78H125ZM134 80H135V78H134ZM138 80H139V79H138ZM140 80H141V79H140ZM140 80H139V81H140ZM150 80H151V79H150ZM155 80H156V79H155ZM173 80H174V79H173ZM175 80H176V79H175ZM181 80H182V79H181ZM192 80H193V79H192ZM229 80H230V79H229ZM12 81H13V80H12ZM15 81H16V80H15ZM19 81H20V79H19ZM88 81H89V80H88ZM108 81H109V80H108ZM108 81H107V82H108ZM112 81H113V80H112ZM131 81H132V80H131ZM139 81H138V82H139ZM156 81H157V80H156ZM156 81H155V82H156ZM164 81H165V80H164ZM169 81H170V80L168 79V82H169ZM208 81H209V79H208ZM235 81H236V80H235ZM17 82H18V81H17ZM17 82H16V84H17ZM43 82H44V83H47V82H45L44 80H43ZM51 82L54 83L53 80H52ZM77 82H78V81H77ZM80 82H81V81H80ZM82 82H83V81H82ZM84 82H85V81H84ZM92 82H93V81H92ZM134 82H136V81H134ZM151 82H153V81L151 80ZM155 82H154V83H155ZM157 82H160V80L157 81ZM175 82H176V81H175ZM6 83H7V81H6ZM20 83H21V82H20ZM57 83L59 84V81H58ZM75 83H76V81H75ZM118 83H119V82H118ZM128 83H130V82H128ZM136 83H137V82H136ZM141 83H142V81H141ZM141 83H140V84H141ZM176 83H177V82H176ZM217 83H218V82H217ZM226 83H227V81H226ZM1 84H2V83H0V85H1ZM16 84H15V85H16ZM47 84H49V83H47ZM78 84H79V83H78ZM91 84H92V83H91ZM94 84H95V82H94ZM94 84H93V85H94ZM96 84H99V83L96 82ZM146 84H147V83H146ZM165 84H166V83H165ZM168 84H169V83H168ZM170 84H171V83H170ZM182 84H184V83L182 82ZM182 84H181V82H180V85H182ZM187 84H189V82H188ZM230 84H231V83H230ZM238 84H239V83H238ZM3 85H4V82H3ZM7 85H8V84H7ZM18 85H19V84H18ZM25 85H28V84L26 83ZM29 85H31V84H29ZM29 85H28V86H29ZM44 85H45V84H44ZM73 85H75V84H73ZM79 85H80V84H79ZM79 85H77V86L79 87ZM93 85H92V86H93ZM142 85H143V84H142ZM149 85L151 86L152 83H151V84L149 83ZM155 85H157V83H155ZM162 85H163V84H162ZM174 85H175V84H174ZM254 85H255V84H254ZM258 85H259V84H258ZM12 86H13V85H12ZM28 86H26V87H28ZM45 86H46V85H45ZM45 86H44V87H45ZM55 86H57V85H55ZM81 86H82V84L80 85V87H81ZM87 86H88V85H87ZM90 86H91V85H90ZM90 86H89L88 88H90V90H91V87H90ZM124 86H125V85H124ZM139 86H140V85H139ZM157 86H158V85H157ZM157 86H156V87H157ZM160 86H161V85H160ZM164 86H165V85H164ZM164 86H163V87H164ZM170 86H171V85H170ZM186 86H187V88H188V85H186ZM8 87H9V86H8ZM16 87H17V86H16ZM16 87H15V88H16ZM48 87H49V85L46 86V88H48ZM59 87H60V86H59ZM113 87H114V86H113ZM121 87H122V86H121ZM143 87H144V85H143ZM147 87H148V86H147ZM154 87H155V86H154ZM173 87H174V86H173ZM182 87H185V86H182ZM229 87H230V86H229ZM231 87H232V86H231ZM233 87H235V86H233ZM31 88H32V87H31ZM55 88H57V87H55ZM74 88H76V87L74 86ZM93 88H94V86H93ZM93 88H92V89H93ZM111 88H112V87H111ZM134 88H135V87H134ZM141 88H142V86H141ZM145 88H146V87H145ZM165 88H166V87H165ZM165 88H163V90H164ZM169 88H170V87H169ZM171 88H172V87H171ZM171 88H170V89H171ZM177 88L179 89V87H177ZM187 88H186V89H187ZM197 88H198V87H197ZM199 88H200V87H199ZM208 88H209V87H208ZM237 88H238V86H237ZM248 88H249V87H248ZM256 88H257V87H256ZM1 89H2V88H1ZM27 89H28V88H27ZM36 89H37V87H36ZM58 89H59V88H58ZM68 89L70 90L71 87L68 88ZM84 89H85V88H84ZM99 89H100V86H99ZM135 89H136V88H135ZM152 89H153V88H152ZM173 89H174V88H173ZM186 89H185V92H186ZM191 89H192V88H191ZM238 89H239V88H238ZM254 89H255V88H254ZM254 89H253V90H254ZM30 90H31V89H30ZM39 90H42V89L40 88ZM43 90H44V89H43ZM43 90H42V91H43ZM53 90H54V89H52L51 92H52ZM61 90H62V89H61ZM61 90H59V91H61ZM76 90H77V89H76ZM76 90H73V91L76 92ZM78 90H80V89H78ZM85 90H86V89H85ZM120 90H121V89H120ZM137 90H138V89H137ZM143 90H144V89H143ZM166 90H167V89H166ZM176 90H177V89H176ZM187 90H188V89H187ZM13 91H14V90H13ZM87 91H88V90H87ZM87 91H86V92H87ZM101 91H102V90H101ZM138 91H139V90H138ZM146 91H147V89H146ZM146 91L144 92L145 94H146ZM149 91H150V90H149ZM152 91H153V90H152ZM164 91H165V90H164ZM192 91H193V89H192ZM211 91H212V90H211ZM222 91H223V90H222ZM8 92H9V89H8ZM23 92H24V91H23ZM32 92H33V91H32ZM45 92H46V91H45ZM53 92H54V91H53ZM65 92H66V91H65ZM91 92H92V91H90L89 93L91 94ZM93 92H95V91H93ZM96 92H97V91H96ZM96 92H95V94H96ZM99 92H100V91H99ZM139 92H140V91H139ZM171 92H172V91H171ZM174 92H175V89H174ZM193 92H195V89H194ZM193 92H192V93H193ZM200 92H201V91H200ZM226 92H227V91H226ZM9 93H11V92H9ZM34 93H35V92H34ZM43 93H44V92H43ZM54 93H55V95H57V92H54ZM67 93H68V92H67ZM73 93H74V92H73ZM83 93H84V92H82V95H83ZM142 93H143V91H142ZM166 93H167V92H166ZM176 93H177V92H176ZM186 93H187V92H186ZM196 93H197V91L195 92V94H196ZM206 93H207V92H206ZM208 93H209V92H208ZM212 93H213V92H212ZM254 93H255V92H254ZM256 93H257V92H256ZM6 94H7V93H6ZM6 94H5V95H6ZM44 94H45V93H44ZM84 94H85V93H84ZM87 94H88V93H87ZM134 94H135V93H134ZM134 94H133V95H134ZM148 94H149V92H148ZM160 94H161V93H160ZM181 94H182V92H181ZM187 94H190V92L187 93ZM201 94H202V93H201ZM247 94H248V93H247ZM260 94H261V93H260ZM7 95H8V94H7ZM12 95H13V94H12ZM35 95H36V94H35ZM41 95H42V94H41ZM72 95H73V94H72ZM79 95H80V94H79ZM98 95H99V94H98ZM110 95H111V94H110ZM126 95H128V94L126 93V94H125V97H126ZM142 95L145 96L144 94H142ZM146 95H147V94H146ZM166 95H167V94H166ZM176 95H177V94H176ZM193 95H194V94H193ZM202 95H203V94H202ZM204 95H205V94H204ZM206 95H207V94H206ZM206 95H205V96H206ZM216 95H217V94H216ZM243 95H244V94H243ZM257 95H258V93H257ZM261 95H262V94H261ZM47 96H48V94L46 95V98H47ZM51 96L54 97V95H52V94H51ZM88 96H90V95H88ZM103 96H104V95H103ZM137 96L139 97L140 95L137 94L136 97H137ZM149 96H151V95L149 94ZM167 96H168V95H167ZM171 96H172V95H171V93H170V97H171ZM178 96H179V95H178ZM180 96H181V95H180ZM205 96H203V97H205ZM207 96H208V95H207ZM207 96H206V97H207ZM49 97H50V96H49ZM81 97H82V96H81ZM95 97H96V96H95ZM131 97H132V94H131ZM134 97H135V96H134ZM134 97H133V98H134ZM141 97H142V96H141ZM153 97H154V96H153ZM160 97H162V96H160ZM160 97H159V98H160ZM165 97H166V96H165ZM183 97H186V96L183 95ZM190 97H191V94H190ZM197 97H198V95H197ZM244 97H245V96H244ZM257 97H258V96H257ZM13 98H14V95H13ZM34 98H35V97H34ZM40 98H41V96H40ZM61 98H62V97H61ZM63 98H64V97H63ZM69 98H70V96H69ZM71 98H72V96H71ZM73 98H74V97H73ZM82 98H84V97H82ZM96 98H98V97H96ZM96 98H95V99H96ZM104 98H105V97H104ZM107 98H108V97H107ZM129 98H130V97H129ZM156 98H157V97H156ZM171 98H172V97H171ZM173 98H174V97H173ZM186 98H187V97H186ZM191 98H192V97H191ZM228 98H229V97H228ZM37 99H38V98H37ZM48 99H49V98H48ZM99 99H101V98H99ZM111 99H112V98H111ZM116 99H117V98H116ZM144 99H145V98H144ZM152 99H155V98H152ZM182 99H183V98H182ZM194 99H195V98H194ZM204 99H205V98H204ZM243 99H244V98H243ZM1 100H2V99H1ZM59 100H60V97H59ZM84 100H85V99H84ZM84 100H82V101L84 102ZM88 100H89V99H88ZM125 100H126V98H125ZM125 100H124V101H125ZM175 100H176V99H175ZM205 100H207V99H205ZM233 100H234V99H233ZM257 100H258V99H257ZM15 101H16V99H15ZM18 101H19V100H18ZM41 101H42V100H41ZM49 101H50V99H49ZM71 101H72V100H71ZM89 101H90V100H89ZM99 101H100V100H99ZM111 101H112V100H111ZM117 101H118V100H117ZM120 101H121V100H120ZM144 101H145V100H144ZM170 101H171V100H170ZM177 101H178V100H177ZM183 101H184V100H183ZM187 101H189V100H187ZM187 101H186V102H187ZM200 101H201V100H200ZM211 101H212V100H211ZM242 101H243V100H242ZM1 102H2V101H1ZM35 102H37V101H35ZM46 102H47V101H46ZM50 102H51V101H50ZM58 102H59V101H58ZM61 102H62V101H61ZM66 102H67V101H66ZM66 102H65V103H66ZM102 102H103V101H102ZM102 102H100V105H99V106H101ZM112 102H113V101H112ZM112 102H110L109 104L111 105ZM125 102H126V101H125ZM130 102H131V101H130ZM130 102H129V104H130ZM133 102H134V104H135V101H134V100H133ZM140 102L142 103L143 101L141 100ZM163 102H164V101H163ZM225 102H226V101H225ZM2 103H3V102H2ZM5 103H6V101H5ZM7 103H8V102H7ZM16 103H17V102H16ZM62 103H63V102H62ZM85 103H86V102H85ZM103 103H104V102H103ZM127 103H128V102H127ZM144 103H146V102H144ZM161 103H162V102H161ZM177 103H178V102H177ZM189 103H190V102H189ZM9 104H10V103H9ZM50 104H51V103H50ZM68 104H69V102H68ZM70 104H71V103H70ZM70 104H69V105H70ZM72 104H73V103H72ZM78 104H79V103H78ZM104 104H106V103H104ZM131 104L133 105L132 102H131ZM139 104H140V103H139ZM139 104H138V105H139ZM169 104H170V103H169ZM175 104H176V103H175ZM190 104H191V103H190ZM202 104H203V103H202ZM211 104H212V102H211ZM223 104H224V103H223ZM52 105H57V104H52ZM110 105H109V106H110ZM154 105H155V104H154ZM184 105H186V104L184 103ZM203 105H204V104H203ZM205 105H207V104H205ZM224 105H225V104H224ZM224 105H223V106H224ZM245 105H246V104H245ZM247 105H248V104H247ZM250 105H251V104H250ZM257 105H258V104H257ZM17 106H19V105H17ZM40 106H41V105H40ZM47 106H48V105H47ZM62 106H63V105H62ZM74 106H75V105H74ZM79 106H81V105L79 104ZM79 106H78V107H79ZM97 106H98V104H97ZM112 106H113V105H112ZM128 106H129V105H128ZM134 106H135V105H134ZM158 106H159V105H158ZM162 106H163V105H162ZM162 106H161V107H162ZM166 106H167V105H166ZM182 106H183V105H182ZM190 106H191V105H190ZM198 106H199V105H198ZM198 106L195 105L196 108H198ZM243 106H244V105H243ZM29 107H30V106H29ZM60 107H61V106H60ZM66 107H67V106H66ZM70 107H71V105H70ZM140 107L142 108L141 105L137 106V108H140ZM144 107H146V106L143 105V108H144ZM175 107H176V106H175ZM207 107H208V106H207ZM251 107H253V106H251ZM3 108H4V107H3ZM9 108H10V106H9ZM14 108H15V107H14ZM14 108H13V109H14ZM20 108H23V107H20ZM61 108H62V107H61ZM71 108H72V107H71ZM75 108L77 109V106H76ZM81 108H82V107H81ZM103 108H104V106H103ZM119 108H120V109H123V107H121V104H120V107H119ZM132 108H134V107H132ZM132 108H131V109H132ZM155 108H156V107H155ZM199 108H200V107H199ZM201 108H202V107H201ZM201 108H200V109H201ZM214 108H215V107H214ZM222 108H224V107H222ZM225 108H226V107H225ZM235 108H236V107H235ZM248 108H249V106H248ZM27 109H28V107H27ZM39 109H40V108H39ZM53 109H54V108H53ZM62 109H63V108H62ZM76 109H75V110H76ZM110 109H111V108H110ZM128 109H129V108H128ZM128 109H126V111H127ZM145 109H146V108H145ZM156 109H157V108H156ZM163 109H164V108H163ZM163 109H162V110H163ZM172 109H175V108L172 107ZM184 109H185V108H184ZM191 109H192V108H191ZM226 109H227V108H226ZM11 110H12V108H11ZM17 110H18V109H17ZM17 110H16V111H17ZM20 110H22V109H20ZM60 110H61V109H60ZM63 110H64V109H63ZM63 110H61L60 112H62ZM65 110H66V109H65ZM93 110H94V109H93ZM93 110H92V111H93ZM96 110H97V109H96ZM111 110H112V109H111ZM118 110H119V109H118ZM123 110H124V109H123ZM136 110H137V109H136ZM140 110H143V109H140ZM201 110H203V109H201ZM201 110H199V111H201ZM219 110H220V109H219ZM249 110H250V108H249ZM251 110H252V109H251ZM1 111H2V110H1ZM26 111H27V110H26ZM31 111H32V108H31ZM31 111H30V112H31ZM113 111H115V110H113ZM120 111H121V110H120ZM124 111H125V110H124ZM166 111H167V110H166ZM204 111H205V110H204ZM208 111H209V110H208ZM216 111H217V110H216ZM227 111L229 112V110H227ZM2 112H3V111H2ZM46 112H47V111H46ZM71 112H72V111H71ZM74 112H76V111H74ZM97 112H98V111H97ZM118 112H119V111H118ZM133 112H134V111H133ZM139 112H140V111H139ZM169 112H170V111H169ZM169 112H168V113H169ZM183 112H184V111H182V113H183ZM261 112H262V110H261ZM14 113H16V112H14ZM26 113H27V112H26ZM43 113H44V111H43ZM49 113H50V112H49ZM111 113H112V112H111ZM111 113H110V114H111ZM135 113H136V112H135ZM142 113L145 114V117H146V113H144V110H143ZM172 113H173V111H172ZM184 113H185V112H184ZM209 113H210V112H209ZM214 113H215V112H214ZM5 114H6V113H5ZM12 114H13V113H12ZM39 114H40V113H39ZM51 114H52V113H51ZM53 114H55V113H53ZM67 114H68V111H67ZM77 114H78V112H77ZM79 114H80V113H79ZM91 114H92V113H91ZM130 114H131V113H129V115H130ZM151 114H152V113H151ZM154 114H155V112H154ZM156 114H157V112H156ZM156 114H155V115H156ZM162 114H163V113H162ZM165 114H166V113H165ZM187 114H189V113H187ZM198 114H199V112H198ZM221 114H222V113H221ZM22 115H23V114H22ZM28 115H29V114H28ZM30 115H31V114H30ZM103 115H104V114H103ZM105 115H106V114H105ZM107 115H108V114H107ZM117 115H118V114H117ZM117 115H116V116H117ZM119 115H120V114H119ZM132 115H133V113H132ZM138 115H139V114H138ZM173 115H174V113H173ZM215 115H217V114H215ZM218 115H219V114H218ZM13 116H14V115H13ZM50 116H51V115H50ZM53 116H54V115H53ZM55 116H57V115H55ZM58 116H59V115H58ZM66 116H67V118H68L69 114L66 115ZM72 116H73V115H72ZM74 116H75V115H74ZM141 116L143 117V115H141ZM147 116H148V115H147ZM152 116H153V115H152ZM167 116H168V115H167ZM175 116H176V115H175ZM190 116H193V114L191 113ZM223 116H224V115H223ZM22 117H23V116H22ZM28 117H29V116H28ZM75 117L77 118V116H75ZM104 117H105V116H104ZM111 117H112V115H111ZM129 117H130V116H129ZM134 117H136V116L134 115ZM142 117H141V118H142ZM148 117H149V116H148ZM150 117H151V116H150ZM157 117H158V116H157ZM218 117H219V116H218ZM252 117H253V116H252ZM7 118H8V117H7ZM31 118L33 119L34 117H31ZM31 118H30V119H31ZM38 118H39V117H38ZM60 118H61V117H60ZM91 118H93V116H91ZM91 118H89V119H91ZM96 118H97V117H96ZM108 118H109V119H108V121H109V120H110V116H109ZM113 118H114V117H113ZM132 118H133V117H132ZM136 118H137V117H136ZM138 118L140 119L139 116H138ZM146 118H147V117H146ZM169 118H171V117H169ZM176 118H177V117H176ZM195 118H196V117H194L193 121L196 120V119H198V117H197L196 119H195ZM235 118H236V117H235ZM13 119H14V122H15V118H14V117H13ZM19 119H20V117H19ZM36 119H37V117H36ZM36 119H35V120H36ZM40 119L42 120V118H39L38 120H40ZM84 119H85V118H84ZM84 119H83V120H84ZM115 119H116V118H115ZM127 119H129V118H127ZM164 119H165V118H164ZM179 119H180V118H179ZM179 119H177V120L179 121ZM189 119H190V118H189ZM191 119H192V118H191ZM212 119H214V118H212ZM17 120H18V119H17ZM25 120H27V119H25ZM25 120H24V121H25ZM28 120H29V118H28ZM28 120L26 121V123L28 122ZM48 120H49V119H48ZM48 120H47V121H48ZM76 120H77V119H76ZM86 120H87V119H86ZM120 120H121V118H120ZM142 120H143V119H142ZM146 120H147V119H146ZM155 120H156V119H155ZM155 120H154V121H155ZM170 120H171V119H170ZM173 120H174V119H173ZM5 121H6V120H5ZM11 121H12V120H11ZM18 121H19V120H18ZM18 121H17V122H18ZM32 121H33V120H32ZM32 121H31V122H32ZM42 121H43V120H42ZM60 121H61V120H60ZM69 121H72V120L69 119ZM77 121H79V119H78ZM84 121H85V120H84ZM84 121H83V125H84ZM87 121H88V120H87ZM91 121H92V120H91ZM91 121H90V122H91ZM95 121H96V120H95ZM110 121H111V120H110ZM154 121H152V123H153ZM156 121H157V120H156ZM159 121H160V120H159ZM166 121H167V120H166ZM210 121H211V120H210ZM210 121L208 120V123H209ZM239 121H241V120H239ZM35 122H36V121H35ZM37 122H38V121H37ZM37 122H36V123H37ZM93 122H94V121H93ZM139 122H140V124L142 123L141 121H139ZM145 122H146V121H145ZM148 122H149V121L147 120L146 123H148ZM167 122H169V121H167ZM191 122H192V121H191ZM191 122H190V123H191ZM196 122H197V121L193 122L191 125H193L194 123H195V125H196ZM211 122H212V121H211ZM243 122H244V121H243ZM5 123H6V122H5ZM19 123H20V122H19ZM36 123H35V124H36ZM42 123H43V122H42ZM66 123H67V122H66ZM70 123H71V122H70ZM76 123H77V122H76ZM78 123H79V122H78ZM80 123L82 124V122H80ZM94 123H95V122H94ZM94 123H93V124H94ZM105 123H106V122H105ZM125 123H126V121H125ZM125 123H124V124H125ZM129 123H130V122H129ZM187 123H188V122H187ZM224 123H226V122H224ZM251 123H252V122H251ZM13 124H14V123H13ZM17 124H18V123H17ZM48 124H50V123H48ZM48 124H47V125H48ZM101 124H102V122L99 123V130H100V125H101ZM154 124H156V123L154 122ZM154 124H153V125H154ZM160 124H161V123H160ZM255 124H256V122H255ZM5 125H7V124H5ZM29 125H30V124H29ZM36 125H37V124H36ZM36 125H35V126H36ZM43 125H44V124H43ZM47 125H46V126H47ZM50 125H51V124H50ZM50 125H49V127H50ZM52 125H53V124H52ZM54 125H55V124H54ZM57 125H58V124H57ZM67 125H68V124H67ZM71 125H72V124H71ZM79 125H80V124H78V126H79ZM86 125H87V124H86ZM88 125L90 126V124H88ZM91 125H92V123H91ZM94 125H95V124H94ZM94 125H93V126H94ZM111 125H112V124H111ZM118 125H119V123L117 124V126H118ZM141 125H143V123H142ZM141 125H140V126H141ZM148 125H149V123H148ZM148 125H147V126H148ZM163 125H164V124H162L161 126L159 125V126L162 127ZM188 125H189V124H188ZM224 125H225V124H224ZM31 126L33 127V125H31ZM35 126H34V128H32V127H31V128H32V129H36ZM58 126H59V125H58ZM58 126H57V127H58ZM60 126H62V125H60ZM60 126H59V127H60ZM68 126H69V125H68ZM76 126H77V125H76ZM78 126H77V128H80V127H78ZM89 126H88V127H89ZM113 126H115V125H113ZM176 126H177V125H176ZM197 126H198V125H197ZM215 126H216V125H215ZM6 127H7V126H6ZM36 127H37V126H36ZM47 127H48V126H47ZM51 127H52V126H51ZM71 127H72V126H71ZM84 127H85V125H84ZM94 127H95V126H94ZM164 127H165V126H164ZM166 127H167V126H166ZM0 128H1V127H0ZM61 128H63V126H62ZM92 128H93V127H92ZM109 128H110V127H109ZM149 128H150V127H149ZM190 128H191V127H190ZM251 128H252V127H251ZM253 128H254V127H253ZM253 128H252V129H253ZM2 129H4V128H2ZM2 129H0V130H2ZM47 129H48V128H47ZM69 129H70V128H69ZM83 129H84V128H83ZM87 129H88V128H87ZM95 129H96V128H95ZM110 129H111V128H110ZM125 129H126V127H125ZM158 129H159V128H158ZM166 129H167V128H166ZM169 129H170V128H169ZM187 129H188V128H187ZM191 129H192V128H191ZM255 129H256V128H255ZM257 129H258V128H257ZM262 129H263V128H262ZM24 130H27V131H28L29 129H25V128H24ZM36 130H37V129H36ZM36 130H35V131H36ZM51 130H53V129H51ZM61 130H62V129H61ZM91 130H92V129H91ZM93 130H94V129H93ZM93 130H92V131H93ZM112 130H113V129H112ZM116 130H117V129H116ZM127 130H128V129H127ZM144 130H145V129H144ZM164 130H165V129H164ZM2 131H3V130H2ZM27 131H26V132H27ZM58 131H59V130H58ZM64 131H65V130H64ZM92 131H91V132H92ZM94 131H96V130H94ZM114 131H115V130H114ZM133 131H134V130H133ZM160 131H161V130H160ZM199 131H200V130H199ZM234 131H235V129H234ZM248 131H249V130H248ZM251 131H252V130H251ZM251 131H249V132L246 131V132L250 134ZM9 132H10V130H9ZM26 132H25V133H26ZM36 132H39V130L36 131ZM40 132H41V131H40ZM49 132H51V131H49ZM123 132H124V130H123ZM145 132H146V131H145ZM162 132H163V131H162ZM167 132H168V130H167ZM238 132H239V131H238ZM253 132H254V131H252V133H253ZM258 132H259V131H258ZM27 133H28V132H27ZM29 133L31 134V131H30ZM79 133L82 134V131H79ZM95 133H96V132H95ZM97 133H98V130H97ZM115 133H116V135H117V132H116V131H115ZM119 133H120V132H119ZM152 133H153V132H152ZM155 133H156V132H154V134H155ZM168 133H169V134L171 133V136H172V132H171V131H169ZM186 133H187V132H185V134H186ZM191 133H193V132H191ZM18 134H19V132H18ZM23 134H24V133H23ZM46 134H49V133H46ZM53 134H54V133H53ZM87 134H88V132H87ZM102 134H103V133H102ZM125 134H126V133H125ZM147 134L149 135V133H147ZM157 134H158V133H157ZM188 134H189V133H188ZM12 135H13V133H12ZM28 135H29V134H28ZM33 135H34V134H33ZM62 135H63V134H62ZM69 135H70V134H69ZM71 135H72V132H71ZM83 135H84V134H83ZM92 135H93V133H92ZM95 135H96V134H95ZM159 135L161 136V133H160ZM179 135H180V134H179ZM179 135L177 136L178 138H179ZM186 135H187V134H186ZM194 135H195V134H194ZM233 135H234V134H233ZM257 135H258V134H257ZM260 135H261V134H260ZM260 135H258V140H260V138H259ZM24 136L26 137V134H24ZM31 136H32V134H31ZM31 136H30V138H31ZM60 136H61V134H60ZM65 136H66V135H65ZM74 136H75V135H74ZM89 136H90V134H89ZM97 136H98V135H97ZM132 136H133V134H132ZM154 136H155V135H154ZM154 136H153V138H154ZM156 136H157V135H156ZM167 136H168V135H167ZM169 136H170V135H169ZM253 136H254V135H253ZM255 136H256V135H255ZM263 136H264V135H263ZM263 136H262V137H263ZM25 137H24V138H25ZM27 137H28V136H27ZM27 137H26V139H27ZM69 137H70V136H69ZM72 137H73V135H72ZM86 137H87V136H86ZM133 137H134V136H133ZM138 137H139V136H138ZM138 137H137V141H138ZM144 137H145V136H144ZM151 137H152V135H151ZM151 137H150V135H149V139H150ZM211 137H212V136H211ZM24 138H23V140H24ZM84 138H85V137H84ZM127 138H128V137H127ZM131 138H132V137H131ZM153 138H152V139H153ZM167 138H168V137H167ZM180 138H181V137H180ZM201 138H202V136H201ZM204 138H205V137H204ZM213 138H214V137H213ZM253 138H256V137H253ZM263 138H264V137H263ZM2 139H3V137H2ZM26 139H25V140H26ZM35 139H36V137H35ZM71 139H72V138H71ZM76 139H77V136H76ZM117 139H118V138H117ZM162 139H163V138H162ZM162 139H161V140H162ZM164 139L166 140L165 137H164ZM185 139H186V138H185ZM185 139H184V140H185ZM226 139H227V137H226ZM43 140L45 141V139H43ZM83 140H84V139H83ZM88 140H89V139H88ZM94 140H95V138H94ZM153 140H157V137H156L155 139H153ZM161 140H159V141L161 142ZM255 140H257V139H255ZM263 140H264V139H263ZM32 141H33V136H32ZM35 141H36V140H35ZM37 141H38V139H37ZM40 141H41V140H40ZM49 141H50V140H49ZM68 141H70V140H68ZM72 141H73V140H72ZM157 141H158V140H157ZM167 141H168V139H167ZM23 142H24V141H23ZM33 142H34V141H33ZM33 142H32V144H33ZM38 142H39V141H38ZM38 142H37V143H38ZM50 142H51V141H50ZM58 142H59V141H58ZM79 142H80V141H79ZM79 142H78V145H79ZM93 142H94V141H93ZM107 142H108V141H107ZM111 142H112V141H111ZM152 142H153V141H152ZM180 142H181V141H180ZM263 142H264V141H263ZM2 143H3V142H2ZM44 143H46V142H44ZM51 143H52V142H51ZM63 143H64V142H63ZM68 143H70V142H68ZM82 143H83V142H82ZM108 143H109V142H108ZM154 143H155V141H154ZM156 143H158V142H156ZM166 143H167V142H166ZM169 143H170V142H169ZM25 144H27V143H25ZM29 144H30V140H29ZM55 144H57V143H55ZM60 144H61V143H60ZM66 144H67V143H66ZM124 144L127 146L128 143H127V144L124 143ZM124 144H122V145L125 146ZM135 144H136V142H135ZM162 144H163V143H162ZM170 144H171V143H170ZM170 144H168V145H169V146H172V145H170ZM178 144H179V143H178ZM178 144H177V145H178ZM181 144H182V143H181ZM184 144L186 145V143H184ZM184 144H183V145H184ZM226 144H227V143H226ZM229 144H230V143H229ZM0 145H1V144H0ZM3 145H4V143H3ZM23 145H24V144H23ZM40 145H41V144H40ZM53 145H54V144H53ZM70 145H71V144H70ZM117 145H118V144H117ZM119 145L121 146V143H120ZM157 145H158V144H157ZM173 145H174V144H173ZM183 145H182V147H183ZM25 146H26V145H25ZM30 146H31V145H30ZM34 146H35V145H34ZM45 146H47V143H46ZM51 146H52V144H51ZM57 146H58V145H57ZM81 146H82V145H81ZM83 146H84V145H83ZM83 146H82V147H83ZM85 146H86V145H85ZM95 146H96V145H95ZM128 146H129V144H128ZM130 146H132V148H133V145H132V144H131ZM136 146H138V145H135L134 148H135ZM166 146H167V145H166ZM166 146H165V147H166ZM230 146H231V144H230ZM236 146H237V145H236ZM22 147H23V146H22ZM32 147H33V146H32ZM32 147H31L30 150H32ZM61 147H62V146H61ZM74 147H75V144H74ZM82 147H81V148H82ZM102 147H103V146H102ZM182 147H181V148H182ZM189 147H190V146H189ZM204 147H205V146H204ZM234 147H235V146H234ZM263 147H264V146H262V150H264ZM33 148H34V147H33ZM35 148H36V147H35ZM46 148H47L46 150H48L49 147H46ZM54 148H55V147H54ZM78 148H79V147H78ZM117 148H118V147H117ZM126 148H127V147H126ZM132 148L130 147V149H132ZM137 148H139V147H137ZM137 148H136V150H137ZM145 148H146V147H145ZM174 148H175V146H174ZM184 148H185V147H184ZM225 148H226V147H225ZM39 149H40V148H39ZM44 149H45V148H44ZM57 149H58V148H57ZM92 149H93V148H92ZM99 149H100V148H99ZM107 149H108V148H107ZM123 149H124V147H123ZM163 149H164V147H163ZM167 149H169V148H167ZM250 149H251V148H250ZM252 149H253V148H252ZM260 149H261V148H260ZM26 150H27V149H26ZM30 150H29V151H30ZM60 150H61V149H60ZM63 150H65V149H63ZM79 150H80V148H79ZM117 150H118V149H117ZM120 150H121V149H120ZM120 150H118V151H120ZM161 150H162V149H161ZM172 150H173V149H172V147H171V153H172ZM188 150H189V148H188ZM203 150H205V149H203ZM236 150H237V149H235V151H236ZM254 150H255V149H254ZM51 151H52V150H51ZM53 151H54V150H53ZM82 151L84 152V153H83V155H84V154H85V150L82 149ZM93 151H94V150H93ZM100 151H102V150H100ZM125 151H127V149H126ZM133 151H134V150H132V152H131V150H130L129 152H130V153H133ZM145 151H146V150H145ZM167 151H168V150H167ZM173 151H175V150H173ZM182 151H183V150H182ZM251 151H252V150H251ZM31 152H32V151H30V153H31ZM40 152H41V151H40ZM66 152H67V151H66ZM88 152H89V151H88ZM94 152H96V151H94ZM121 152H122V151H121ZM121 152H120V153H121ZM139 152H140V150H139ZM139 152L137 151L138 155H139ZM146 152H147V151H146ZM158 152H159V151H158ZM177 152H178V151H177ZM186 152H187V145H186ZM223 152H224V153H227V152H225V151H223ZM236 152H237V151H236ZM236 152H235V153H236ZM243 152H244V151H243ZM252 152H255V151H252ZM34 153H35V152H34ZM43 153H44V150L42 151L41 154H43ZM58 153H59V152H58ZM61 153H64V152H61ZM61 153H59V154H61ZM110 153H111V152H110ZM116 153H117V152H116ZM130 153H129V154H130ZM135 153H136V151H135L133 154H135ZM142 153H143V152H142ZM168 153H169V152H168ZM171 153H169V154L172 155ZM190 153H191V151H190ZM224 153H223V154H224ZM247 153H248V152H247ZM27 154H28V153H27ZM27 154H26V155H27ZM51 154H52V153H51ZM67 154H68V153H67ZM87 154H88V153H87ZM125 154H126V153H125ZM133 154H132V155H133ZM140 154H141V152H140ZM185 154H186V153H185ZM187 154H188V153H187ZM205 154H206V153H205ZM223 154H222V155H223ZM244 154H245V153H244ZM37 155H38V154H37ZM61 155H62V154H61ZM91 155H92V154H91ZM97 155H98V154H97ZM99 155H100V154H99ZM99 155H98V156H99ZM118 155H119V154H118ZM154 155H155V152H154ZM178 155H179V152H178ZM214 155H215V154H214ZM222 155H221V156H222ZM224 155H225V154H224ZM262 155H263V154H262ZM262 155H261V157H263ZM43 156H44V155H43ZM49 156H50V155H49ZM62 156H63V155H62ZM66 156H67V155H66ZM77 156H78V154H77ZM80 156H81V155H80ZM89 156H90V155H89ZM126 156H127V155H126ZM142 156L144 157V155H142ZM146 156H147V153H146ZM172 156L174 157V155H172ZM218 156H219V155H218ZM252 156H253V154H252ZM28 157H29V156H28ZM34 157H35V156H34ZM34 157H33V158H34ZM57 157L59 158V155H58ZM68 157H69V155H68ZM101 157H102V156H100V159H101ZM115 157H116V156H115ZM228 157H230L229 154H228ZM234 157H235V156H234ZM52 158L54 159V157H52ZM58 158H57V159H58ZM61 158H62V157H61ZM77 158H78V157H77ZM94 158H95V157H94ZM96 158H97V156H96ZM98 158H99V157H98ZM119 158H120V157H119ZM119 158H118V159H119ZM130 158H131V156H130ZM164 158L166 159L167 157H164ZM168 158H169V157H168ZM202 158H203V157H202ZM219 158H220V157H219ZM221 158H222V157H221ZM223 158H224V156H223ZM230 158H231V157H230ZM27 159H28V158H27ZM45 159H46V158H45ZM50 159H51V158H50ZM71 159H72V158H71ZM79 159H81V158H79ZM120 159H121V158H120ZM123 159H124V158H123ZM131 159H132V158H131ZM138 159H139V158H138ZM169 159H170V158H169ZM169 159H167V162L170 163V161H168ZM172 159H173V158H172ZM175 159H176V157H175ZM29 160H30V158L28 159V161H29ZM40 160H41V158H40ZM89 160H91V157L89 158ZM101 160H102V159H101ZM104 160H105V159H104ZM104 160H103V162H105ZM121 160H122V159H121ZM146 160L148 161V159H146ZM153 160H154V159H153ZM153 160L151 159V162H152ZM173 160H174V159H173ZM55 161H57V160H55ZM55 161L53 162V164L58 162V161H57V162H55ZM74 161H75V160H74ZM78 161H79V160H78ZM80 161H81V160H80ZM87 161H88V160H87ZM92 161L95 162L96 159H95V160L92 159ZM123 161H124V160H123ZM163 161H164V160H163ZM199 161H200V160H199ZM239 161H240V160H239ZM36 162H38V161L36 160ZM48 162H49V161H48ZM51 162H52V161H51ZM59 162H60V161H59ZM83 162H84V161H83ZM106 162H107V160H106ZM106 162H105V163H106ZM128 162L130 163V161H128ZM136 162H137V161H136ZM149 162H150V161H149ZM242 162H243V160H242ZM246 162H247V161H246ZM29 163L31 164V161L28 162V164H29ZM49 163H50V162H49ZM60 163H61V162H60ZM85 163H86V162H85ZM88 163H89V161H88ZM92 163H93V162H92ZM97 163H98V165H99V162H97ZM196 163H197V161H196ZM198 163H199V162H198ZM223 163H224V162H223ZM227 163H230V161L227 162ZM240 163H241V161H240ZM69 164H70V163H69ZM79 164H80V163H79ZM106 164H108V162H107ZM110 164H111V163H110ZM112 164H113V163H112ZM125 164H126V163H125ZM146 164H147V163H146ZM146 164H145V166H146ZM148 164H149V163H148ZM155 164H156V163H155V160H154V165H155ZM158 164H159V163H157V165H158ZM165 164H166V163H165ZM231 164H232V162H231ZM231 164H229V167H230ZM242 164H243V163H242ZM31 165H32V164H31ZM31 165H30V166H31ZM49 165L52 166V163H50ZM55 165H57V164H55ZM67 165H68V163H67ZM90 165L93 166L92 164H90ZM103 165H104V163H103ZM113 165H114V164H113ZM129 165H131V163H130ZM134 165H135V164H134ZM141 165H143V164H141ZM149 165H150V164H149ZM161 165H162V164H161ZM8 166H9V165H8ZM25 166H26V165H25ZM32 166H34V165H32ZM71 166H72V165H71ZM73 166H74V164H73ZM78 166H79V165H78ZM80 166H81V165H80ZM94 166H95V164H94ZM94 166H93V168H94ZM110 166H111V165H110ZM114 166H115V165H114ZM137 166H138V165H136V167H137ZM145 166H144V168H145ZM159 166H160V165H159ZM1 167H2V166H1ZM5 167H7V166L5 165ZM11 167H12V166H11ZM34 167H35V166H34ZM52 167H53V166H52ZM67 167H68V166H67ZM98 167H99V166H98ZM116 167H118V166H116ZM151 167H152V165H151ZM154 167H155V166H154ZM164 167H165V166H164ZM164 167H163V168H164ZM169 167H170V166H168V169H169ZM172 167H173V165H172ZM213 167H214V166H213ZM29 168H30V167H29ZM48 168H49V167H48ZM63 168H64V167H63ZM74 168H75V167H74ZM74 168H73V170H74ZM95 168H97V167H95ZM100 168H101V167H100ZM106 168H107V167H106ZM109 168H110V167H109ZM109 168H108V169H109ZM113 168H114V167H113ZM137 168H141V166H140V167H137ZM142 168H143V167H142ZM244 168H245V167H243L242 170H247L246 168H249V167L247 166L245 169H244ZM256 168H257V167H256ZM35 169H36V167H35ZM61 169H62V168H61ZM69 169L71 170V167H70ZM88 169H89V168H88ZM91 169H92V168H91ZM102 169H103V168H102ZM104 169H105V168H104ZM108 169H107L106 171H108ZM110 169H112V168H110ZM146 169H147V168H146ZM155 169H156V168H154L153 170L151 169V170H152V171H155ZM157 169H158V168H157ZM157 169H156V171H158ZM178 169H179V168H178ZM262 169H263V168H262ZM24 170H25V169H24ZM43 170H44V169H43ZM57 170H58V169H57ZM82 170H84V169H82ZM115 170H116V169H115ZM117 170H119V169H117ZM117 170H116V171H117ZM120 170H121V169H120ZM124 170H125V169H124ZM124 170H123V171H124ZM176 170H177V169H176ZM256 170H257V169H256ZM41 171H42V170H41ZM63 171H64V170H63ZM77 171H78V170H77ZM77 171L75 170V172H77ZM143 171L146 172L145 169H144ZM152 171H151V173H152ZM156 171H155V172H156ZM164 171L166 172V170H164ZM221 171H222V170H221ZM227 171H229L228 168H227ZM254 171H255V170H254ZM259 171H260V170H259ZM44 172H45V170H44ZM49 172H50V171H49ZM49 172H48V175H50ZM78 172H80V171H78ZM92 172H93V170H92ZM96 172H97V171H95V175H96ZM98 172H99V171H98ZM113 172H114V170H113ZM121 172H122V171H121ZM126 172H127V171H126ZM126 172H125V173H126ZM183 172H184V171H183ZM213 172H214V171H213ZM255 172L257 173V171H255ZM19 173H20V172H19ZM24 173H25V171H24ZM37 173H38V171H37ZM50 173H51V172H50ZM114 173H115V172H114ZM174 173H175V172H174ZM215 173H216V172H215ZM215 173H214V174H215ZM225 173H226V172H225ZM243 173H244V172H243ZM248 173H249V170H248ZM248 173H247V174H248ZM261 173H262V172H261ZM25 174H26V173H25ZM51 174H52V173H51ZM60 174H61V173H60ZM65 174L69 177V175H68L66 172H64V175H65ZM71 174H72V173H71ZM76 174H77V173H76ZM87 174H88V172H87ZM110 174H113V173L110 172ZM133 174H134V173H133ZM137 174H138V173H137ZM137 174H136V175H137ZM153 174H154V173H153ZM153 174H152V176H153ZM155 174H156V173H155ZM155 174H154V176H155ZM158 174H159V172H158ZM166 174H168V173H166ZM177 174L179 175L178 172L176 173V175H175V174H174V175H175V176H178ZM180 174H181V173H180ZM182 174L184 175L185 172L182 173ZM233 174H234V173H233ZM233 174H232V175H233ZM244 174H245V173H244ZM252 174H253V177H255V176H254V172H253ZM44 175H45V173H44ZM44 175H43L42 180L45 178ZM52 175H53V174H52ZM58 175H59V174H58ZM66 175H65V176H66ZM77 175H78V174H77ZM82 175H83V174H82ZM104 175H105V174H104ZM106 175H107V174H106ZM113 175H114V174H113ZM144 175H145V174H144ZM183 175H182V176H183ZM218 175H219V174L217 173V176H218ZM226 175H227V174H226ZM232 175H231V176H232ZM249 175L251 176V174H249ZM46 176H47V175H46ZM67 176H66V178H67ZM79 176H81L80 173H79ZM86 176H87V175H86ZM86 176H85V177H86ZM89 176H90V180H91V177H92V176H91L90 174H89ZM99 176H100V175H99ZM119 176H120V175H119ZM121 176H122V175H121ZM126 176H127V175H126ZM130 176H131V175H130ZM141 176H143V175H141ZM146 176H148V175H146ZM154 176H153V177H154ZM164 176H165V175H164ZM179 176H181V175H179ZM204 176H205V175H204ZM231 176H228V177L233 178V177H231ZM243 176L245 177V175H243ZM40 177H41V176H40ZM100 177H101V176H100ZM106 177H107V176H106ZM106 177H104V179H105ZM108 177H109V175H108ZM113 177H114V176H113ZM115 177H116V176H115ZM115 177H114V178H115ZM165 177H166V176H165ZM202 177H203V176H202ZM215 177H216V176H215ZM234 177H235V176H234ZM251 177H252V176H251ZM256 177H257V176H256ZM17 178H18V177H17ZM17 178H16V180H18ZM47 178H48V177H47ZM47 178H45V180H46ZM69 178H70V177H69ZM69 178H67V179L69 180ZM87 178H89V177L87 176L86 179H85V178L83 179V181H84V180H85V181H86V180L88 181L89 179H87ZM114 178H109V179H113V181H114ZM117 178H118V177H117ZM117 178H116L115 180H117ZM158 178H159V177H157L156 179H158ZM224 178L227 179V177H225V176H224ZM257 178H258V177H257ZM20 179H22V178H20ZM51 179H52V178H51ZM67 179H66V180H67ZM70 179H71V178H70ZM93 179H94V178H93ZM93 179H92V181H93ZM100 179H103V177H101ZM104 179H103V180H104ZM118 179H119V178H118ZM132 179H134V178H132ZM170 179H172V178L170 177ZM174 179H175V178H173V180H174ZM211 179H212V178H211ZM248 179H249V178H247V180H248ZM254 179H255V178H254ZM261 179H262V178H261ZM72 180H73V178H72L70 181L72 182ZM90 180H89V182H90ZM94 180H95V179H94ZM106 180H107V179H106ZM121 180H122V179H121ZM150 180H151V179H150ZM176 180H177V179H176ZM179 180H181V178H180ZM182 180H183V179H182ZM232 180H233V179H232ZM251 180H252V179H251ZM256 180H257V179H256ZM263 180H264V178H263ZM25 181H26V180H25ZM87 181L85 182L86 184H88ZM123 181H124V180H123ZM130 181H131V180H130ZM138 181H139V180H138ZM154 181H155V180H154ZM174 181H175V180H174ZM210 181H211V180H209V183H211ZM215 181H216V180H215ZM244 181H246V180H244ZM244 181H243V182H244ZM259 181H260V180H258V181H256V182H259ZM48 182H49V179H48ZM67 182H69V181H67ZM104 182H105V181H104ZM110 182H111V181H110ZM115 182H116V181H115ZM125 182H126V181H125ZM156 182H157V180H156ZM172 182H173V181H172ZM230 182H231V181H230ZM252 182H253V181H252ZM256 182H255V183H256ZM93 183H94V182H93ZM134 183H135V182H133V184H134ZM136 183H137V182H136ZM141 183H143V182H141ZM163 183H164V181H163ZM191 183H192V182H191ZM237 183H238V182H237ZM244 183H245V182H244ZM247 183H248V182H247ZM24 184L26 185V182H25ZM42 184H43V183H42ZM55 184H57V183H55ZM69 184H70V182H69ZM71 184H72V183H71ZM71 184H70V185H71ZM74 184L76 185L75 188L77 189V184H78V186H79V183H77V184H76V183H73L72 186H75ZM94 184H95V183H94ZM114 184H115V183H114ZM114 184H113V187H114ZM131 184H132V183H131ZM173 184H174V183H173ZM220 184H221V183H220ZM239 184H240V183H238V187L240 186ZM19 185H21V184H19ZM36 185H37V184H36ZM40 185H41V184H40ZM46 185H47V183H46ZM51 185H52V181H51ZM92 185H93V184H92ZM95 185H96V184H95ZM95 185H94V187H95ZM124 185H125V184H124ZM124 185H123V186H124ZM209 185H210V184H208L207 186H209ZM217 185H218V183H217ZM53 186H54V185H53ZM58 186H59V185H58ZM58 186H57V187H58ZM80 186H81V184H80ZM80 186H79V187H80ZM87 186H88V185H87ZM89 186H90V185H89ZM106 186H107V187H108V186H111V184H110V185L108 184V185H106ZM127 186H129V185H127ZM137 186H139V185L137 184ZM144 186H146V185H144ZM150 186H152V185H150ZM150 186H148V187L150 188ZM165 186H166V185H165ZM177 186H178V185H177ZM186 186H187V185H186ZM218 186L220 187V185H218ZM222 186H223V185H222ZM244 186H245V185H244ZM244 186H243V188H244ZM251 186H253V184H252ZM257 186H258V185H257ZM36 187H37V186H36ZM38 187H39V186H38ZM43 187H44V186H43ZM43 187L40 186L41 189H42ZM61 187H62V186H61ZM135 187H136V186H135ZM205 187H206V186H205ZM224 187H226V185H224ZM240 187H241V186H240ZM48 188H49V189H52L51 187H47V190H48V191H49ZM62 188H63V187H62ZM73 188H74V187H73ZM105 188H106V187H105ZM111 188H112V187H111ZM120 188H121V187H120ZM125 188H126V187H125ZM133 188H134V187H133ZM143 188H144V187H143ZM146 188H147V187H146ZM151 188H153V187H151ZM151 188H150V189H151ZM207 188H208V187H207ZM207 188H206L205 190H207ZM210 188H211V187H210ZM210 188H209V189H210ZM241 188H242V187H241ZM28 189H29V187H28ZM41 189H39L40 192H41L42 190H44V189H42V190H41ZM65 189H66V188H64V191H65ZM70 189H71V188H69V190H70ZM78 189H79V188H78ZM91 189H93L92 186H91ZM103 189H104V187L102 188V191H103ZM115 189H116V188H115ZM117 189H118V188H117ZM129 189H131V188L129 187ZM154 189H155V188H154ZM175 189H176V188H175ZM193 189H195V187H194ZM23 190H24V187H23ZM52 190H55L54 187H53ZM59 190H60V189H59ZM62 190H63V189H62ZM66 190H67V189H66ZM82 190H83V189H81L80 192H81ZM107 190L109 191V189H107ZM155 190H156V189H155ZM157 190H158V189H157ZM159 190H160V189H159ZM165 190H166V189H165ZM177 190H178V187H177L176 191H177ZM212 190H213V189H212ZM212 190H210V191H212ZM220 190H221V191H226V190H222V188H221ZM246 190H247V187H246ZM64 191H62V192H64ZM97 191H98V190H96V192H97ZM104 191H105V189H104ZM112 191H113V190H112ZM116 191H117V190H116ZM118 191H119V189H118ZM121 191L124 192V194H126V193H125V190H124V191L121 190ZM129 191H131V190H129ZM129 191L127 190V192H129ZM208 191H209V190H208ZM240 191H241V190H240ZM242 191H245V190L243 189ZM49 192H50V191H49ZM53 192H54V191H53ZM57 192H58V191H57ZM57 192H55V193H57ZM60 192H61V190H60ZM62 192H61V193H62ZM82 192H83V191H82ZM96 192H95V193H96ZM113 192H114V191H113ZM119 192H120V191H119ZM147 192H148V191H147ZM149 192H150V191H149ZM167 192H168V191H167ZM167 192H166V194H167ZM177 192H179V191H177ZM203 192H204V191H203ZM255 192H257V191H255ZM255 192H254L253 194H255ZM23 193H24V192H23ZM42 193H43V192H42ZM44 193H45V192H44ZM44 193H43V194H44ZM75 193H76V190H75ZM97 193L100 194V193H101V190H100L99 192H97ZM114 193H115V192H114ZM114 193H112V194H114ZM139 193H140V191H139ZM142 193H143V192H142ZM225 193H226V192H225ZM240 193L242 194V192H240ZM247 193H248V192H247ZM263 193H264V192L262 191V194H263ZM40 194H41V193H40ZM43 194H41V195H43ZM57 194H58V193H57ZM65 194H67L66 191H65ZM86 194H87V193H86ZM88 194H89V193H88ZM91 194H92V193H91ZM112 194H111V195H112ZM149 194H151V193H149ZM222 194H223V193H221V195H222ZM243 194H245V192H244ZM248 194H249V193H248ZM257 194H258V192H257ZM262 194H261V195L258 194V195H259L260 197H263ZM58 195H59V194H58ZM89 195H90V194H89ZM89 195H87V198L89 197ZM121 195H122V194H121ZM140 195H141V194H140ZM151 195H152V194H151ZM151 195H150V196H151ZM153 195H154V194H153ZM162 195H163V194H162ZM168 195H169V194H168ZM255 195H256V194H255ZM258 195H256V196H258ZM49 196H50V195H49ZM73 196H74V195H73ZM73 196H72V198H73L74 200L77 199V198H74V197H76L77 195H75L74 197H73ZM84 196H85V195H84ZM103 196H104V195H103ZM105 196H106V195H105ZM109 196H110V195H109ZM115 196H117V195H115ZM122 196H123V195H122ZM133 196H134V194H133ZM144 196H145V193H144ZM212 196H213V195H212ZM243 196H244V195H243ZM55 197H57V195H55ZM64 197H65V196H64ZM70 197H71V196H70ZM93 197H94V196H93ZM117 197H118V196H117ZM123 197H125V196H123ZM136 197H137V196H136ZM146 197H147V196H146ZM46 198H47V197H46ZM66 198H68V197H66ZM81 198H83V195H82ZM91 198H92V197H91ZM91 198H89V199H91ZM113 198H114V197H113ZM115 198H116V197H115ZM137 198H138V197H137ZM140 198H141V196H140ZM142 198H143V197H142ZM186 198H187V197H186ZM47 199H49V197H48ZM73 199H72V200H73ZM101 199H102V198H101ZM101 199H100V200H101ZM118 199H119V198H118ZM143 199H144V198H143ZM183 199H184V198H183ZM199 199H200V198H199ZM219 199H220V198H219ZM243 199H244V197H243ZM260 199H261V198H260ZM260 199H259V200H260ZM69 200H70V199H69ZM91 200H93V199H91ZM104 200H105V199H104ZM108 200L110 201V199H108ZM111 200H112V199H111ZM120 200H121V199H120ZM123 200H125V199H123ZM175 200H177V199H175ZM188 200H189V199H188ZM59 201H60V199H59ZM66 201H67V200H66ZM77 201H78V199H77ZM84 201H87V200L84 199ZM102 201H103V200H102ZM105 201H106V200H105ZM117 201H119V200H117ZM125 201H126V200H125ZM145 201H146V200H145ZM153 201H154V200H153ZM153 201H152V202H153ZM168 201H169V200H168ZM204 201H205V200H204ZM243 201H244V200H243ZM250 201H251V200H250ZM41 202H42V201H41ZM70 202H72V201H70ZM74 202H76V201H74ZM87 202H88V201H87ZM127 202H129V201L127 200ZM211 202H212V201H211ZM213 202L215 203V201H213ZM231 202H232V201H231ZM246 202H247V201H246ZM259 202H260V201H259ZM261 202H263V201L261 200ZM59 203H60V202H59ZM61 203H62V202H61ZM81 203H82V202H81ZM105 203H107V202H105ZM121 203H122V202H121ZM148 203H149V202H148ZM148 203H147V204H148ZM150 203H151V202H150ZM150 203H149V204H150ZM153 203H154V202H153ZM216 203H217V202H216ZM229 203H230V202H229ZM233 203H234V202H233ZM233 203H230V204H233ZM25 204H27V203H25ZM55 204H57V203H55ZM76 204H78V203H76ZM88 204H92V203H88ZM96 204H97V203H96ZM103 204H104V203H103ZM103 204H102V207H103ZM108 204H109V203H108ZM108 204H107V207H108ZM123 204H124V203H123ZM151 204H152V203H151ZM262 204H263V203H262ZM47 205H48V204H47ZM69 205H70V204H69ZM84 205H85V204H84ZM84 205H83V206H84ZM165 205H166V203H165ZM175 205H176V204H175ZM225 205H226V204H225ZM239 205H240V204H239ZM241 205H242V204H241ZM76 206H77V205H75V207H76ZM83 206H82V207H83ZM87 206H88V205H87ZM118 206H119V204H118ZM122 206H123V205H122ZM122 206H121V207H122ZM141 206H142V205H141ZM143 206H145V205H143ZM153 206H154V205H153ZM163 206H164V204H163ZM166 206H168V205H166ZM166 206H164V208H166ZM183 206H184V205H183ZM228 206H232V205L227 204V207H228ZM243 206H245V205H243ZM252 206H253V204H252ZM260 206H261V203H260ZM62 207H63V206H62ZM90 207H91V206L89 205L88 208H90ZM110 207H111V206H110ZM110 207H109V208H110ZM127 207H128V206H127ZM129 207H130V206H129ZM147 207H148V206H147ZM234 207H235V206H234ZM236 207H237V206H236ZM240 207H241V206H240ZM263 207H264V206H263ZM19 208H20V207H19ZM77 208H78V209H76V210H81V212H82V209L79 208V205L77 206ZM88 208H87V209H88ZM105 208H106V207H105ZM105 208H104V209H105ZM124 208H125V206L123 207V209H124ZM145 208H146V207H145ZM183 208H185V207H183ZM23 209H24V208H23ZM23 209H22V210H23ZM85 209H86V205H85ZM106 209L109 210L108 208H106ZM106 209H105V210L102 209V210H103V211H106ZM120 209H122V208H120ZM126 209L128 210V208H126ZM133 209H135V208H133ZM137 209L139 210V207H138ZM146 209H147V208H146ZM150 209H151V208H150ZM185 209H186V208H185ZM187 209H188V208H187ZM190 209H192V208L190 207ZM190 209H189V211H190ZM263 209H264V208H263ZM18 210H19V209H18ZM32 210H33V209H32ZM63 210H64V207H63ZM111 210H112V209H111ZM148 210H149V209H148ZM197 210H198V209H197ZM223 210H224V209H223ZM33 211H34V210H33ZM64 211H65V210H64ZM74 211H75V210H74ZM85 211H86V210H84V213H85ZM141 211H142V210H141ZM150 211H151V210H150ZM152 211H154V210H152ZM185 211H186V210H185ZM189 211L187 210V213H189ZM224 211H226V209H225ZM224 211H221V212H224ZM239 211H240V209H239ZM241 211H242V210H241ZM254 211H255V209H254ZM19 212H20V210H19ZM23 212H25V209H24ZM26 212H27V211H26ZM26 212H25V214H27ZM31 212H32V211H31ZM31 212H30V213H31ZM65 212H67V211H65ZM77 212H78V211H77ZM87 212H88V211H87ZM92 212H93V211H92ZM115 212H116V211H114V212H112V213H115ZM125 212H126V211H125ZM125 212H124V213H125ZM133 212H134V211H133ZM142 212H144V211H142ZM161 212H162V211H161ZM235 212H236V211H235ZM242 212H243V211H242ZM72 213H73V211H72ZM82 213H83V212H82ZM94 213H95V212H94ZM120 213H121V212H120ZM122 213H123V212H122ZM148 213H149V212H148ZM20 214H22V213H20ZM48 214H49V213H48ZM75 214H76V213H75ZM85 214H86V213H85ZM99 214H102V213H98V216H99ZM116 214H117V213H116ZM141 214H142V213H141ZM211 214H212V213H211ZM211 214H209V215H211ZM241 214H244V215H245V212H244V213H241ZM241 214H240V215H241ZM95 215H96V213H95ZM108 215H109V214H108ZM144 215H145V212H144ZM153 215H154V214H153ZM155 215H156V214H155ZM21 216H22V215H21ZM26 216H28V215H26ZM66 216H68V213H66ZM73 216H74V214H73ZM79 216H80V215H79ZM100 216L102 217V215H100ZM103 216H105V215H103ZM106 216H107V215H106ZM110 216H111V215H110ZM120 216H121V215H120ZM124 216H125V215H124ZM139 216H140V215H139ZM160 216H161V215H160ZM218 216H219V214H218ZM222 216H223L224 218H226L224 215H222ZM241 216H242V215H241ZM5 217H6V216H5ZM28 217H29V216H28ZM52 217L57 218V217H55V216H52V214H51V218H52ZM70 217H71V216H70ZM82 217H83V216H82ZM96 217H97V216H96ZM101 217H100V218H101ZM114 217H115V216H114ZM118 217H119V216H118ZM121 217H122V216H121ZM129 217H131V216H129ZM132 217H133V216H132ZM132 217H131V218H132ZM153 217H154V216H153ZM162 217H163V215H162ZM209 217H210V216H209ZM19 218H20V217H19ZM22 218H23V217H22ZM54 218H53V220H54ZM67 218H69V217H67ZM77 218H80V217H77ZM94 218H95V217H94ZM123 218H124V217H123ZM137 218H138V217H137ZM165 218H166V217H165ZM177 218H178V217H177ZM177 218H176V219H177ZM229 218H230V217H229ZM28 219H29V218H28ZM36 219H37V218H36ZM69 219H70V218H69ZM69 219H68V220H69ZM81 219H82V218H81ZM125 219H127V218H125ZM133 219H134V218H133ZM133 219H132V220H133ZM138 219H139V218H138ZM154 219H155V218H154ZM154 219H153V220H154ZM168 219H169V218H168ZM179 219H180V218H179ZM179 219H178V220H179ZM29 220H30V219H29ZM37 220H38V219H37ZM43 220H44V219H43ZM58 220H59V219H58ZM73 220H74V219H72L71 221H73ZM78 220H79V219H78ZM89 220H90V219H89ZM89 220H88V221H89ZM93 220H94V219H93ZM96 220H98V219H96ZM128 220H129V219H128ZM132 220H131V221H132ZM136 220H137V219H135V222L137 223ZM0 221H1V220H0ZM3 221H4V218H3ZM24 221H25V220H24ZM24 221L22 220V222H24ZM74 221H75V220H74ZM81 221H82V220H81ZM98 221H99V220H98ZM101 221H102V220H101ZM104 221H105V220H104ZM133 221H134V220H133ZM154 221H155V220H154ZM176 221H177V220H176ZM25 222H26V221H25ZM29 222H30V221H29ZM29 222H28V223H29ZM55 222H57V220H55ZM94 222H95V221H94ZM141 222H142V221H141ZM141 222H139V223H141ZM158 222H159V221H157V223H158ZM178 222H179V221H178ZM178 222H177V223H178ZM240 222H241V221H240ZM33 223H34V222H33ZM45 223H46V222H45ZM71 223H73V222H71ZM87 223H90V222H87ZM96 223H97V222H96ZM130 223H131V225L133 224V222H130ZM146 223H148V222H146ZM159 223H160V222H159ZM165 223H166V222H165ZM75 224H76V223H73L74 228H75ZM137 224H138V223H137ZM148 224H149V223H148ZM247 224H248V223H247ZM0 225H1V224H0ZM29 225H30V224H29ZM85 225H86V224H85ZM89 225H90V224H89ZM134 225H135V224H134ZM139 225H140V224H139ZM151 225H152V224H151ZM165 225H166V224H165ZM219 225H220V224H219ZM233 225H234V224H233ZM238 225H239V224H238ZM2 226H3V225H1V227H2ZM39 226H40V225H39ZM47 226L49 227L50 225H47ZM148 226H149V225H148ZM167 226H168V225H167ZM222 226H223V225H222ZM142 227H143V226H142ZM169 227H170V226H169ZM179 227H181V226H179ZM179 227H178V228H179ZM186 227H187V226H186ZM186 227H185V228H186ZM246 227H247V226H246ZM32 228H33V227H32ZM53 228H55V227H53ZM72 228H73V227H72ZM72 228H71V229H72ZM132 228H133V227H131V229H132ZM144 228H145V226H144ZM151 228H152V227H151ZM151 228H150V229H151ZM187 228H189V227H187ZM221 228H222V227H221ZM67 229H69V230H65V232H66V231H72L70 228H67ZM75 229H76V228H75ZM95 229H96V228H95ZM126 229H127V228H126ZM135 229H137V228H135ZM145 229H146V228H145ZM159 229H161V228H159ZM183 229H184V228H183ZM209 229H210V228H209ZM34 230H35V229H34ZM50 230H51V229H49V231H50ZM132 230H133V229H132ZM23 231H24V230H23ZM43 231H44V230H43ZM73 231H74V230H73ZM91 231H93V230H90V233H91ZM128 231H129V229H128ZM130 231H131V230H130ZM147 231H148V230H147ZM152 231H154V230H152ZM161 231H163V230H161ZM220 231H221V230H220ZM39 232H40V231H39ZM44 232H45V231H44ZM93 232H94V231H93ZM93 232H92V233H93ZM105 232H106V231H105ZM105 232H104V233H105ZM110 232H111V231H110ZM110 232H109V233H110ZM114 232H115V231H114ZM117 232H118V231H117ZM133 232H136V231H133ZM133 232H132V233H133ZM142 232H144V230H143ZM145 232H146V231H145ZM166 232H167V231H166ZM90 233H89V235H90ZM107 233H108V232H107ZM109 233H108V234H109ZM115 233H116V232H115ZM132 233H131V234H132ZM138 233H139V232H138ZM149 233H150V232H149ZM156 233H157V232H156ZM23 234H24V233H23ZM44 234L46 235V233H44ZM51 234H52V232H51ZM63 234H64V233H63ZM78 234H79V233H78ZM97 234H98V233H97ZM101 234H102V233H101ZM101 234H99V236H100ZM113 234H114V233H113ZM133 234H134V233H133ZM133 234H132V235H133ZM139 234H140V233H139ZM141 234H143V233H141ZM144 234H145V233H144ZM144 234H143V235H144ZM219 234H221V233H219ZM222 234H224V233H222ZM39 235H40V234H39ZM69 235H70V234H69ZM92 235H93V234H92ZM92 235H91V236H92ZM102 235H104V234H102ZM147 235H148V234H147ZM156 235H157V234H156ZM64 236H65V235H64ZM71 236H72V235H71ZM94 236H95V235H94ZM111 236H112V234H111ZM115 236H116V235H115ZM124 236H125V235H124ZM126 236H127V235H126ZM164 236H165V235H164ZM164 236H163V237H164ZM204 236H206V235H204ZM220 236H222V235H220ZM43 237H45V236L43 235L41 238L37 237V238H39V239L37 240V241H38L37 244L40 243V242H42L40 239H43ZM95 237H96V236H95ZM97 237H98V236H97ZM101 237H102V236H101ZM130 237H131V236H130ZM161 237H162V236H161ZM18 238H19V237H18ZM45 238H46V239H45V242H46V241L48 240V239H47V235H46ZM53 238H54V236H53ZM65 238H67V235H66ZM93 238H94V237H93ZM109 238H110V237H109ZM116 238H117V237H116ZM127 238H128V237H127ZM131 238H132V237H131ZM140 238H141V237H140ZM156 238H157V236H156ZM2 239H3V238H2ZM51 239H52V238H51ZM63 239H64V238H63ZM94 239H95V238H94ZM94 239H93V241H94ZM102 239H103V238H102ZM110 239H111V238H110ZM123 239H124V238H123ZM125 239H126V238H125ZM39 240H40V242H39ZM54 240H55V238H54ZM98 240H99V238H98ZM111 240L114 241V239H111ZM128 240H129V239H128ZM131 240H132V239H131ZM161 240H162V239H161ZM1 241H2V240H1ZM24 241H25V240H24ZM24 241H23V242H24ZM26 241H27V240H26ZM48 241H49V240H48ZM61 241H62V240H61ZM72 241H73V240H72ZM93 241H92V239H91V242H93ZM99 241H101V240H99ZM99 241H98V243H96V244L99 245V244H100ZM106 241H107V240H106ZM126 241H127V240H126ZM129 241H130V240H129ZM144 241H145V240H144ZM146 241H147V240H146ZM163 241H164V239H163ZM213 241H214V240H213ZM52 242H53V241H52ZM76 242H78V241H76ZM103 242H104V240L102 241V243H103ZM107 242H108V241H107ZM107 242H104V244H106ZM109 242H110V240H109ZM114 242H115V241H114ZM148 242H149V241H148ZM21 243H22V242L19 243V246H21V245H20ZM27 243H28V242H27ZM58 243H59V242H58ZM70 243H71V244H70ZM70 243L68 242L69 245H72V244H73V242H70ZM83 243H84V242H83ZM121 243H122V242H121ZM152 243H153V242H152ZM165 243H170V242H168V241L166 242V241H165ZM182 243H183V242H182ZM215 243H216V242H215ZM28 244H29V243H28ZM28 244H27V245H28ZM61 244H63V243L61 242ZM66 244H67V242H66ZM66 244H63V245H66ZM68 244H67V245H68ZM87 244H88V243H86V246H87ZM90 244H92V246H93V243H90ZM96 244H95V245H96ZM107 244H109V243H107ZM122 244H123V243H122ZM127 244H128V243H127ZM127 244H124V245H127ZM130 244H131V243H130ZM163 244H164V242H163ZM12 245H13V243H12ZM12 245H11V246H12ZM23 245L25 246V242H24ZM23 245H22L21 247H24ZM30 245H31V244H30ZM40 245H41V244H40ZM42 245H44V243H42ZM45 245H48V244H45ZM45 245L42 246V247H46ZM59 245H60V244H59ZM81 245H82V243H81ZM95 245H94L95 248L93 247L94 250L97 248ZM111 245L113 246L114 243H112ZM128 245H129V244H128ZM131 245H132V244H131ZM142 245H143V244H142ZM154 245H155V244H154ZM31 246H32V245H31ZM86 246H85V247H86ZM88 246H89V244H88ZM88 246H87V247H88ZM100 246H101V245H100ZM104 246H105V245H104ZM109 246H110V245H109ZM122 246H123V245H122ZM129 246H130V245H129ZM139 246H140V244H139ZM208 246H209V245H208ZM220 246H221V245H220ZM255 246H256V245H255ZM21 247H18L19 250L21 249V250L24 251V248H25V247H24V248H21ZM71 247H72V246H71ZM81 247H82V246H81ZM83 247H84V246H83ZM102 247H103V245H102ZM123 247H124V246H123ZM126 247H127V246H126ZM134 247H135V245H134ZM137 247H138V245H137ZM144 247H147V246L145 245ZM28 248H29V247H28ZM33 248H34V247H33ZM104 248H105V247H104ZM111 248H112V247H111ZM111 248L109 247V248H107V249H111ZM138 248L141 249V247H138ZM227 248H228V250L230 249L229 247H227ZM227 248H226V249H227ZM61 249H63V248H61ZM97 249H98V248H97ZM102 249H103V248H101V249H99V250H102ZM113 249H114V248H113ZM135 249H137V248H135ZM135 249H134V251H136ZM224 249H225V248H224ZM21 250L19 251L20 254H21ZM92 250H93V249H92ZM117 250H118V249H117ZM117 250H116V252H117ZM141 250H142V249H141ZM145 250H146V248H145ZM230 250H231V249H230ZM248 250H249V249H248ZM15 251H16V249H15ZM23 251H22V252H23ZM29 251H30V250H29ZM36 251H37V250H36ZM36 251H35V252H36ZM39 251H40V250H39ZM63 251H64V250H63ZM107 251H108V250H107ZM109 251H110V250H109ZM109 251H108V252H109ZM148 251H149V250H148ZM188 251H190V249H189ZM232 251H233V250H232ZM232 251H231V252H232ZM239 251H240V250H239ZM242 251H243V250H242ZM246 251H247V250H246ZM249 251H250V250H249ZM8 252H9V251H8ZM93 252H94V251H93ZM95 252H96V251H95ZM100 252H101V251H100ZM108 252H106V254H107ZM111 252H112V251H111ZM113 252H114V251H113ZM118 252H119V250H118ZM121 252H122V251H121ZM121 252H120V253H121ZM140 252L143 253L142 251H140ZM24 253H25V252H24ZM29 253H31V251H30ZM61 253H62V252H61ZM132 253H133V252H132ZM141 253H140V254H141ZM146 253H147V251H146ZM238 253H239V252H238ZM243 253H245V252H243ZM38 254H39V253H38ZM62 254H63V253H62ZM67 254H68V253H67ZM82 254H83V253H82ZM96 254H97V253H96ZM108 254H109V253H108ZM113 254H114V253H113ZM123 254H127V253H123ZM248 254H249V253H247L246 255L248 256ZM7 255H8V253H7ZM84 255H85V254H84ZM101 255H103V254H101ZM111 255H112V254H111ZM127 255H128V254H127ZM135 255H137V253L134 254L133 256H135ZM158 255H159V254H158ZM251 255H252V254H251ZM24 256H25V255H24ZM26 256H27V255H26ZM86 256H87V255H86ZM99 256H100V255H99ZM103 256H104V255H103ZM106 256H107V255H106ZM124 256H125V255H123V258H124ZM137 256H139V255H137ZM137 256H136V257H137ZM145 256H146V255H145V252H144V257H145ZM165 256H166V255H165ZM223 256H224V254H223ZM230 256H231V255H230ZM8 257H9V255H8ZM27 257H28V256H27ZM30 257H32V253H31ZM84 257H85V256H84ZM107 257H108V256H107ZM119 257H120V256H119ZM121 257H122V256H121ZM121 257H120V258H121ZM250 257H251V256H250ZM70 258H71V257H69V259H70ZM99 258H100V257H99ZM102 258H103V257H102ZM132 258H134V257H132ZM230 258H233V257H230ZM31 259H32V258H31ZM37 259H38V258H37ZM44 259H45V258H44ZM69 259H68V260H69ZM76 259H77V258H76ZM82 259H83V258H82ZM88 259H89V258H88ZM106 259H108V258H106ZM128 259H131V258L129 257ZM24 260H25V259H24ZM29 260H30V259H28V262H29ZM32 260H33V259H32ZM79 260H81V259L79 258ZM83 260H85V259H83ZM95 260H96V259H95ZM98 260H101V259H98ZM109 260H110V259H109ZM111 260H114V259H111ZM115 260H116V259H115ZM125 260H126V259H124V261H125ZM132 260H133V259H132ZM134 260H135V258H134ZM214 260H215V259H214ZM248 260H249V259H248ZM66 261H67V260H66ZM96 261H97V260H96ZM224 261H225V260H224ZM241 261H242V260H241ZM25 262L28 263L26 260H25ZM34 262H35V261H34ZM91 262H92V261H91ZM100 262H101V261H100ZM117 262H118V260H117ZM119 262H121V261H119ZM126 262H127V261H126ZM164 262H165V261H164ZM164 262H163V263H164ZM242 262H243V261H242ZM83 263H84V262H83ZM88 263H89V262H88ZM128 263H129V262H128ZM131 263H132V262H131ZM101 264H102V262H101ZM105 264H106V263H105ZM121 264H122V263H121ZM125 264H126V263H125ZM129 264H130V263H129ZM132 264H133V263H132ZM141 264H142V263H141Z\"/></svg>",
    "mask_w": 264,
    "mask_h": 264
}]
</instances>
